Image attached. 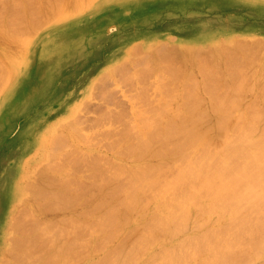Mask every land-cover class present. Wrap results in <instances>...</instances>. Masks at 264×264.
<instances>
[{
	"label": "rangeland",
	"instance_id": "rangeland-1",
	"mask_svg": "<svg viewBox=\"0 0 264 264\" xmlns=\"http://www.w3.org/2000/svg\"><path fill=\"white\" fill-rule=\"evenodd\" d=\"M0 1L2 2V0H0ZM4 1H6V3L7 2L8 3H7V5L4 2L0 3L1 11L5 9L9 20L7 19V16L5 17L6 13L2 11V13H0V17H2V19L0 18V20H2V21H0V28L3 29V30L0 29V62H1L0 65L3 68L0 67V71H3L4 73L0 72L1 75L3 74L0 77V82H1L0 83L1 84L0 85V195L5 194L7 196V202L3 199L0 203V264H43V263L44 264H51L52 262H53L52 264H57L58 261H59L58 264H99V263L100 264H119V260L121 261L122 259L124 260V262H123V260L121 262H123L124 264H127V263L137 264V262L141 258L145 257L146 252H150L152 249L156 251L155 253L157 254V256H155V255L153 256V259L154 258H156V259L153 260L154 262L152 261L153 263L150 261V264H158V263L159 264H167V263L169 264L170 262L172 263L173 260L175 261L176 259H177V261L173 262L172 264H174V263L180 264V262H181V264H196V263L197 264H200V263L203 264L202 261L199 263V259L202 260L203 259L202 257L205 255H202V254L196 255L195 254V257H194L192 255L193 253L191 254V253L187 252L188 253V255H187L186 253H184V251L182 249H184L185 252L187 250L190 251L191 249L194 250L197 248L198 244H199L198 248H200V249L203 248L204 244L200 246V244L202 242H200L198 240L201 237L200 235L203 234L202 240L200 239L201 241H203V243H206V241L204 242V240H203L204 238H206L205 236L208 237V238H206L207 243L209 241V238H210V240H213L212 237H214L215 233H216V232H214V230H216L217 228H219V229L223 228L221 223L223 221H225L226 218H228V217L224 218L225 220L223 219L221 222L218 220V216H217L216 212H214V213L212 212L213 214H211L210 211L209 212L206 211V214H205V212H203L205 209L203 211L201 210L205 220L207 219L206 217H208L210 215V217H208V219H210L209 220L210 224H205V225H207V227L210 228V230L212 229L211 231H213L214 233H212V232L209 233L208 232L209 230L206 232L207 227L205 228L204 227L205 225L204 224L202 225V222L199 221V219H201V220L203 219L201 213H200V216H198V215L194 216V218L197 217V219L199 221L197 223H201V224H199V225L196 224L197 219L193 218L194 219L193 221L196 220L194 222L196 224V226H195L196 228L193 227L194 225H191V223H193L191 221V219L186 220L187 222L185 220H183V222H185V223L184 224L182 223V219L186 218L185 216L180 221H177L176 218L179 219L183 216L182 215L183 213L178 215L177 210H176L179 208L180 204H178V203H179L180 199L181 200L183 199L182 202H184V203H182L180 201L181 204L184 206L189 205L188 207H186V208H189L191 206V204H187V205H185V204L186 203H192L194 201V199L192 201V199L188 198L189 197V191H190L189 190V188H190L189 184H191V185H192V183L195 185L199 184L201 179H199L198 183H195V182H197L196 177H193L194 181L191 180L192 182L190 181V179H192V178H190V177L188 179L186 178L185 180H187V181L189 180V182H190V183L188 182V186L186 184V181L184 180V183L182 182L183 185L180 184L179 185L180 187L177 186V188H180L181 193L179 192V189L176 188L179 192L178 193L179 197L176 196L177 190H176V193L172 192V190L175 191L174 190L175 188L174 189L169 188V189L165 190V192L160 193V192H162L161 190L159 192L160 186L163 185L162 187L165 188L167 185L166 182H168V181L170 182L171 180L174 179V178L173 179L171 178L172 175L177 170L176 169L174 171V169L178 168V166H179V164H181V162L178 160L177 161L175 160L176 162L172 161L173 158L167 157V156L163 157L166 160H164L163 158H160V159H163V161H165V162H163V164H161V166L163 165V167H162L163 169L161 168V171L157 170V171H159L158 174L162 175V176L159 177L158 174H155V172H154V177H155V180H156L157 176L159 178H162L163 180L162 179L158 180V177H157L158 182L157 181L154 182L153 177H152L153 179L150 177L152 180L151 179L148 180L151 173L153 176V171H152L153 168L152 169L150 168L151 170H148V172H151V173H149V175H148L146 172V174H145V176L147 175L146 180H148V181H144L145 180V176H143L144 172H143V174L140 175L141 172H139L138 171L139 169H137L138 166H140V165L138 164L137 167H135L136 164L142 163L141 166H143V165L145 166V164H146L147 165L146 167H148L149 165H151L150 162L154 163L155 160L153 161L154 158L151 159L152 161L146 159L147 161H150V162H147L146 160L144 161V159L143 160H141L139 158L135 159V157H138L139 154L134 153L136 151L137 147L132 146V145L135 143V141L139 140V142L134 144L137 146V144L140 143L141 138H137L134 135L138 134L137 135L138 137L143 136V132L141 131V129L139 127L141 126V128H142V127H145V126H142L143 124H145V125L148 124V123L141 124L143 122V119H144L143 116H146L145 119L146 118L148 119V117L151 116L152 114L155 115L156 110H159L161 107H164L165 105H166V108H168V109H165V107L161 108L162 110L161 111L159 110L156 113L158 115L157 118L162 117V119H164V116H162L164 113V110H166V114L175 113V112H173V111H175L174 105H171V103L175 104L177 106L180 103L178 106L179 108H176V110L179 109V110H177L176 113H179V114H184V113L187 114L188 113L189 114V112L193 111L192 114H189L191 116L193 114H195L193 116H196L197 113L201 114L200 113L201 111H199L200 107H201V110L202 109L207 110V109L203 108V106L204 107L208 106L206 108H209V106H210V108L212 109L214 107L215 103L216 104L219 103V106H221L220 110L223 111V108L225 109L227 107L226 110H224V111L227 113V115L229 112L231 113V114L229 113L228 116L224 115L225 118L227 116V118H226L227 122H225L226 121L225 119H224L225 121L224 120L222 121L221 120L222 118L218 119V120L222 121L223 123L225 122L224 124L226 127L228 126L226 129L224 124L222 125V123L220 122V125L224 126V128L226 129V130L224 129L225 132L227 131L226 133H224L227 136V137L225 136V139L227 141L231 142V139L236 137L237 139L234 138V140L236 139L235 140L236 142L234 141V147H235V144L239 145L241 143L240 146L242 145L240 152L236 153V151H238V150H236V151H234L235 154L233 152L232 153L233 155H230V157L231 156L232 157L229 158V163L238 162V160L240 158V157L238 158V156L240 154L241 156H243V158L241 157L242 159L240 158L241 161L239 160L238 163H242L244 165L245 163L248 162V161L247 162H245V161L248 160L250 158V156H252L254 154L252 149L253 148L255 149V147H257L256 149H258L257 151L255 149V151H254L255 153L261 152V151L264 153V151H263L264 147H262V144H261V143H264V130L263 131L261 130L264 127V124L262 126L261 123L262 122L264 123V121H260L262 119L264 120V0H80V1L77 0V1H79V3L76 0L75 1L74 0H61V1L59 0V2H58V0L57 1H55V0H47V1L46 0H40V1L39 0H31V1L28 0V2H26L27 0H19V2H17V0H16V1H14L15 4L13 1H11L12 4H14L12 6L10 5L11 2H9V0L8 1L4 0ZM20 1H21V3H20ZM33 2L34 3L36 2L38 7L36 5H34ZM50 2H52V4L54 2L55 3V4H53L54 6L51 5ZM47 3L50 5H48ZM1 4H3V5H1ZM31 4H32V6L34 5L35 8H33L32 6H29ZM78 4L82 5V6H79ZM20 5L23 8H21ZM5 6H6V8H5ZM45 6H47L48 9L50 8L51 12H49L50 10L49 11L46 10L47 7H45ZM58 6H59V9H58ZM61 6H62V8H61ZM10 7L12 9L13 8L15 9L17 7V9H19V11L16 9V10H14V12H12L13 10H11L13 15L9 14L7 12V10L10 12V9H11ZM30 7H32V11H33V9H35L36 11L38 10V12L33 11V15L36 16L35 17L36 19L34 18V16L31 18L32 15L29 14V12L31 11ZM36 7H37V9H36ZM20 8L23 9V12L20 11ZM43 8L45 9V11L43 10ZM39 9H41L42 11ZM27 10L28 11L30 10V11L28 12ZM18 12H21V14H19ZM35 12H36V14H34ZM40 12H42V14ZM17 13H18L19 17L21 15L19 20H18L19 17L17 18L18 15H16ZM30 13L32 14V12H30ZM3 14H4V16H3ZM14 14H15V16H14ZM38 14H40V15H38ZM23 17H24V19L22 20L21 18H23ZM12 18H13V20H12ZM28 18H29V20H28ZM43 19H45V20H43ZM17 20L19 22H17ZM38 20H39V22H38ZM16 22L21 23V24L18 26V24H16ZM22 22H24V23H22ZM37 22H38V26H37ZM8 23L10 24V26ZM29 23L32 25H30ZM39 23L40 24L42 23L41 24L42 26ZM6 24H8V25L6 26ZM11 24L14 26H12ZM15 26H17V27H15ZM32 26H33V28H32ZM34 27L36 29H34ZM29 28H31V29H29ZM7 29H9V30H7ZM14 29H16L15 31L17 33H14L15 31L12 32ZM32 29H34V30H32ZM32 31H34V32H32ZM62 31L65 32L66 34H64L62 39L59 41L60 44L53 50V52L48 53L47 57H45V55L43 56V53L41 51V46L38 44L39 43L38 41H40L42 38H44L46 36H50V35H54V37H55V35L59 34V32L61 33ZM5 32H6V34H5ZM10 33H12L13 35ZM7 34H9L10 36H8ZM20 34H21V36H20ZM7 36L10 38L8 39ZM12 39H14V40H12ZM184 49L188 50L187 53L192 51L191 53L193 55L191 53H188L189 54L188 55V54H185L186 52H184L183 54L185 56H183L182 52L184 51ZM168 50L170 53H171V51H173V54L175 52L179 53L178 55L180 57L179 56L174 57V55H177V54L173 55L172 53H171L173 55V57L171 56L172 58H170L167 55H164L163 51L166 54L167 53L170 54L168 52ZM221 51L226 52V56H224V60L226 57L228 63H230V64L232 63L231 67L229 66L230 64L228 65L226 61H225V63H226L225 64L222 61L223 59L219 61V59L217 58V56L221 53ZM207 52L208 53L211 52V54L209 55ZM161 53H162L164 58L167 56L170 59L169 58L167 59V57H166V60L162 59V56L160 57ZM212 53L216 54V55L213 56ZM228 53H231V55ZM197 54L198 55L200 54V55L198 56ZM206 54H208L209 59L211 58L210 61H208L209 60L208 57L205 58ZM187 55L189 58L187 57ZM194 55H197L198 57L201 56L200 57L201 59L200 58L199 59L202 61H200V60L198 61V59L196 61H198V63H199L198 65H202V68L204 65L203 62H206L205 63L206 66H204L205 68L209 65L212 66L210 63L214 62V63H212L214 65L213 68L216 67L217 69L216 68L213 69L209 66V68L207 67V70L205 72H204V70L201 69L203 72L201 71L202 74H199L200 72L199 73L196 72V70H197L196 66L198 67V65H196L197 62L194 61L197 57H194V58L192 57ZM155 56H157V57H155ZM181 56H183V57H181ZM189 59H192V60L190 61ZM179 60H181L182 63L184 62L185 65L184 64H183L184 66L181 65L182 63H181V61L179 62ZM184 60H186L187 62ZM168 61H170L169 63H173V61H174L173 65L177 64V63H179L178 65H181L180 67H182L183 69L181 70V68H178L177 73H179L180 71H183L184 69L185 70L183 72H181L180 75L176 74V72L174 73V70L176 69L177 66L175 65L174 70L171 69V68H173V67H171L172 64H169ZM221 62H223L226 67L222 66L223 63H221ZM167 63H168V65H170V66L167 65L168 68H167V66L166 67L164 66V64L166 65ZM162 65H163V69L161 67ZM227 65H228V67H227ZM4 67H5V70H1V69H4ZM154 67H155V69H153ZM156 67L158 68V70ZM164 68L169 69V71L164 69ZM220 68L223 71H221V70L219 71ZM224 68H225V70H224ZM229 68L230 69L233 68V70L231 71ZM170 69L173 72L170 71ZM179 69H180V71L178 72ZM116 70H119V72H117ZM212 70H214V71H212ZM215 70H216V72H215ZM166 71L168 73H165ZM185 71L188 72L187 74H189V73L191 74V75L189 74L190 77L187 74H185ZM197 71H199V70H197ZM210 71H212V72H210ZM169 72L172 74H170ZM230 72L231 73L233 72V73L231 74ZM183 73H184V75H183ZM207 73H209V74L207 75ZM229 73H230V75H229ZM173 74L177 75V77L175 78L176 80L179 79L176 81L177 83H174V80L172 81V77H175V75H173ZM203 74H204V76L201 79V77H202L201 75H203ZM163 75H166V77ZM186 75L188 76V78L185 77ZM212 75H213V77H211ZM191 76H193L192 79H195V81L190 80ZM205 76H206V78H204ZM207 76H208V78H207ZM237 76H239V77L237 78ZM168 77H171V78L168 79ZM182 77H183V80H185L184 78H186V81L188 80L187 83H189V84L191 83V81L192 82L194 81L193 83L195 84V86L196 85L197 86L195 87L194 84L191 83V86L189 85V87H190L189 88L186 81L181 80ZM231 77H233V78H231ZM226 79H227V82L229 85H233V86H231V90H230L229 86L225 87L227 85L226 84L227 82L225 83L223 81H226ZM233 79H234V81L239 80V81H237L238 83L234 82V81L232 82ZM205 80H210L211 83H208L209 81L206 82ZM228 80L229 81L231 80V81L229 82ZM164 81H166L168 83V85H172L174 90L172 89V86H171V90H170V86H167V84H165L167 86L166 87L164 85V83H165ZM240 81H241V83H239ZM181 82H183V83H181ZM184 82L186 83V86H184V88L181 89L180 87L181 86L183 87L182 84H184ZM143 83H145V85ZM159 83H161V84H159ZM203 83L206 84V88L208 90L210 89L209 93L203 92L204 91L203 89H205V91L207 90L205 88V86L203 85ZM222 83L225 85H223ZM233 83H235V84H233ZM162 84L164 85V89H162L163 88ZM173 84L174 85L177 84V85L174 86ZM207 84H209V85H207ZM236 84H237V87H235ZM238 84L240 87L238 86ZM160 85H162V87ZM244 85L246 87H244ZM192 86H194V87H192ZM207 86H209V88ZM146 87H147V89H146ZM168 87H169V89H168V93H167V91H165V88L167 90ZM175 87H177V88L175 89ZM233 87H235V89L238 91L239 90L241 91L242 87L249 88V89L243 91L244 88H242V91L245 92V94H244L242 91H241V93H239L240 91L237 92L235 89L232 90ZM111 88H112V90H111ZM107 89H110V90H107ZM136 89H137V91H136ZM184 89L185 90L186 89H189V90L193 89V91H191V92L188 90H186L188 93L185 92L186 95L189 94L188 95L189 97L185 96L188 100L182 99V97L185 94H183L184 93L183 91H179V90H184ZM102 90H103V94H102ZM155 90H156V92H155ZM162 90L165 91L164 95L167 98L168 97L171 98L172 95L170 96V93L175 95V97L176 96L177 97L176 98L174 97V99L168 98L172 101H165L164 98H166V97L163 96V93H161V92H164ZM169 90H170V93H169ZM104 91H106V93L109 96L106 95V93ZM234 91L237 94H234L233 93ZM246 91H248V92H246ZM109 92L113 93V94H109ZM180 93H181V95L183 94L182 97L180 96ZM191 93H192V95L194 93L195 97L197 99L198 98L199 99L196 101L195 100L196 98H194V95L193 96L190 95ZM201 94L204 96H202ZM207 94H211V98H213V100L211 99L212 102L209 99L210 97L208 98L209 95L207 96ZM238 94H240V95H238ZM235 95H238V97L239 96H241V97H239V99H238V97L237 96L235 97ZM224 97H227V98L229 97L227 100H229L230 97L233 99L237 98V100L235 99L236 101L234 100V104L236 102V105L238 107L235 106L233 104V102L230 103L229 102L230 100L228 101L229 104H227V105L232 104V106L234 105V107H236V108L231 107V106H227L225 102L224 103L222 102L224 100L227 102V100ZM150 98L152 99L151 101H150ZM159 98H161V99H159ZM240 98H241V100H240ZM111 99H112V101H111ZM179 99H180V101H179ZM181 99L183 101H181ZM191 99H193L192 101H194L195 103L197 102V104H195L194 102H193L194 103L193 104ZM233 99H231V101H233ZM189 101L191 102V104L188 103ZM208 101L211 103L214 102V104H212L213 107L210 105L211 103H209V105H208ZM238 101H240V102H238ZM157 102L159 104H161V102H162V104H164V106L162 104H161V106H159V104ZM164 102H166V103H164ZM187 103L189 106L190 105L191 106L187 107L186 106ZM203 103H205V104L201 105ZM220 103H222V104H220ZM238 103H239V105H238ZM181 105H183V107ZM195 105L196 106L198 105L199 108L196 109ZM152 106L156 107V109L154 108L152 110V108H151ZM193 106H194V108H193ZM224 106H226V107H224ZM185 108H187V111H185L186 110ZM192 108H193V110H192ZM112 109H114V110H112ZM117 109H118V112H116ZM146 109H148V111H151L152 114L149 115L150 112L148 113V111ZM211 109L210 110L208 109L206 112H208V113H211L212 111L214 112L215 108L212 109V111H211ZM251 109L254 110V111L252 110V112H255V114L252 115V112L250 111ZM121 110H123V112ZM167 110H168V112H167ZM188 110H189V112H188ZM190 110H192V111H190ZM194 110L196 113L194 112ZM107 111H108V113H107ZM137 111H139V112H137ZM159 112H161L162 115ZM180 112H182V113H180ZM206 112L204 111V113H206ZM249 112H251L250 113L251 118H254V119H251L249 117V115H248ZM257 112H258V114H257ZM111 113H113L112 116H108V115H111ZM102 114H104V116H105V121H104V116ZM139 114H140V116H139ZM199 114L197 115L196 119L201 117ZM240 114L242 115V117L240 116ZM209 115L210 116H206V117L203 116L204 119L201 117L200 120L202 121V119L203 120L207 119V121H206L207 125L208 126L212 125L211 127L214 128L215 121L213 120L214 119L213 113L209 114ZM254 115L255 116L260 115V116L259 117L256 116V118H255ZM113 116L119 122L116 121ZM124 116H126V117H124ZM141 116L143 118L142 121L140 118ZM70 117H71V119H70ZM86 117H88V118H86ZM107 117H109L110 120ZM135 117H139V119L137 118L138 122H137ZM208 117H209V119H208ZM73 118H75V119L78 118V120H76V122H75V120ZM79 118H81V119H79ZM121 118H123V119H121ZM125 118H126V120H125ZM128 118H129V122H127ZM193 118L195 120V117H193ZM216 118H215V120H217ZM120 119H121V121H120ZM147 119H146V121H147ZM155 119H156V117H155ZM162 119L160 118L158 120L162 123V121H163ZM69 120H71V121H69ZM149 120H148L149 122H152L154 120V116L152 118H150ZM218 120H217L216 126L217 125L220 126ZM79 121H80V125H79ZM211 121L214 123H212ZM255 121H256V123H255ZM258 121H259V123H258ZM65 122H67V123H65ZM69 122H71V123H69ZM81 122H83V123H81ZM160 122H159V124H160ZM247 123H251V124L255 123L254 126L257 127V128L255 127V131L252 132V130H251L254 127L253 124L248 125ZM72 124L74 125V127L73 126L71 127ZM124 125L126 127H124ZM69 126H70V129H69ZM75 126H76V128H75ZM127 126L129 129H126ZM133 126H134V129H133L134 132H132L133 130L131 131V129H132L131 127H133ZM222 126H220V127H222ZM235 126H238V128ZM122 127H123V129H122ZM73 128H75L76 130ZM106 128H107V130L109 128L110 129L107 131V130H105ZM102 129H104V130H102ZM118 129L121 131V133ZM125 129H126V131L130 130V132H125ZM238 129L240 130V132L243 131V134H244V130H247L248 133H250V135L252 133V135L248 139L242 138V137L241 138L239 137V139H238V135H233L234 136L233 137L232 132L234 133ZM54 130H56V131H54ZM112 130L114 133L117 131V133L114 134L112 132ZM230 130H231V132H230ZM239 130H238V132H239ZM57 131L62 132V134L56 133ZM76 131L78 134L75 133ZM78 131H80V132H78ZM104 131H105V133H104ZM110 131L112 132L111 134L108 133ZM247 131L245 133H247ZM118 132L120 133V135ZM238 132H237V134H238ZM240 132H239V134L242 135ZM257 132H259V135ZM79 133H81V134L79 135ZM229 133L231 134V137H230ZM248 133H247V135L249 136ZM117 134L119 135V137H121V136L123 137L124 134L125 135L127 134L128 136L125 139H124V137H126V136H124L123 138L121 137L122 139H120L118 136H116ZM139 134H141V135H139ZM60 135H61V137H60ZM129 135H131V137L134 136L133 138H135V137L136 138L133 139ZM256 135H258L259 137ZM54 136H56V137L58 136L57 139ZM101 136H102V138H101ZM105 136H106V138H105ZM144 136H146V135H144ZM108 137H110V138H108ZM129 137H130V139L135 140V141L132 142V140H128ZM179 137H182V136H180V135L179 136L176 135V137H175V135L172 137L170 136V139L172 138L171 144L173 145V143L176 142L175 138H176V140L180 139L178 141V142H180L181 138H179ZM253 137H255V139H256L255 141H254ZM256 137L259 138L258 139L259 141H257ZM261 137H263V138H261ZM69 138H70V140H67ZM71 138H75V139H71ZM116 138H119V140L117 139L115 142ZM145 138L146 139L143 138L144 140H141V141L147 142L148 141L147 136ZM123 139H124V141H123ZM173 139H174V141H173ZM64 140L66 141L65 144H64ZM74 140L78 141L77 143L79 144V146H78V144H76V142ZM182 140H183V138H182ZM237 140L240 142H238ZM246 140L248 143L245 142ZM169 141L170 140L168 138V140L163 141V143H162L165 146L168 145V148H165L168 150H170L169 148L171 145ZM242 141L244 143H242ZM253 141L256 143L260 142V144L258 143L256 145L252 146L251 142H253ZM70 142H71V144L70 145L68 144L69 145L68 146L66 143H70ZM72 142L73 143L75 142L76 145H74ZM127 143L129 144V147H130V144H131V147H133V148H130V153H131L130 156L128 154L129 149L126 150L128 146H125V144L127 145ZM245 143L247 146H246V149H243V147H245L244 146ZM72 144L74 145L73 150H71L72 149L71 148V149H69L71 151H68V148ZM113 144L114 145L117 144V145L114 146ZM122 144L126 147V149H125V147H122L123 146ZM231 144L233 145V141L231 142ZM65 145H67L68 148ZM108 145H110L111 149ZM184 145L186 148L188 147L187 144H184ZM139 146L140 145H138L137 149H139ZM211 146H213V148ZM263 146H264V144H263ZM89 147L92 148V151L91 150L89 151ZM93 147H94V149L95 148L96 149L94 150ZM192 147L193 146H191V148ZM197 147L195 149H197ZM238 147L237 148L235 147V148L238 149ZM51 148L53 150L49 151ZM76 148H79L80 151H78L79 149H77L78 152H76ZM81 148H84V149L86 148L85 150H88L89 153L90 152H92V153L88 154L87 151L82 150ZM107 148H109V149H107ZM122 148H124V149H122ZM210 148H212L211 149L212 151L216 150V151H213V152H215L214 154L210 150ZM210 148H208V151L207 150L206 151L208 153H210L209 150L212 152V155H209V156H211V158L209 157L206 159V157L199 156L198 155L199 153L197 154V152H199L200 149L195 150V152L192 151L193 152L192 155L195 153L199 158L201 157L200 160L206 159L207 163H208L207 164L205 162L206 166L208 167L210 165L208 168L206 167V171L210 170L213 173V170L211 169V165L213 166L214 161L212 158L217 153V151L220 149V147H218V149H217L216 145L214 146V144H213V145H210ZM118 149H120V150H118ZM132 149H135V151H133ZM188 149L189 148H187V150ZM62 150H63V152H62ZM81 150L84 152H87V154L84 152L82 153ZM121 150H122V152H119ZM247 150H249V152ZM73 151L76 153L81 152L82 154L81 153H79V154L81 155L80 158H82V159L83 158L86 159L89 155H91L90 156L91 159H89V157H88V160L87 159L86 160L85 159L78 160L77 158H79V154L78 155L76 154L77 155L76 156ZM115 151H117L118 153H116ZM243 151L245 153L247 152L246 155L248 157H246V155H245V153H243ZM52 152H55V154H54L55 156H56V154H59V153L62 156L57 155L55 157L52 154ZM110 152H111V154H110ZM112 152H114V153H112ZM262 152L260 153L261 155H262ZM47 153H49V155ZM65 153H67V154H65ZM71 153H72V155H74V157H72V159L70 157V156H72ZM93 153H96V154L94 155ZM104 153H106V156L105 155L102 156V154H104ZM107 153L109 154V156L107 155ZM249 153H251L252 155ZM85 154L87 156H85ZM92 154L94 155V158H96V157H98V158H96V160H95L93 158ZM121 154H122V157H121ZM125 154H126V156H125ZM50 155L53 157H51ZM63 155H66V156H63ZM82 155H84L85 157H82ZM99 155H101L102 157H100ZM196 155H194L193 158H195ZM107 156H108V160H110L109 162L106 161ZM110 156L115 161L111 160V158L109 159ZM113 156L120 157L119 161L122 160L123 162L119 163L117 157L115 159V157L113 158ZM123 156L128 157V158L129 157L134 158V159L130 158V160L126 158V161H125L126 164H127V161H128V163L129 162L134 163L135 165L131 164V163L128 164L129 166H134V168L129 167L128 165H127L128 167L126 165H123L124 160H125V157H123ZM233 156L235 158L237 156L238 159L237 158L233 159ZM66 157H67V160L70 162V165L72 164L73 167L77 164H78L77 166H79L80 165L79 163L84 164V165L80 166L82 168L78 167L80 172H77V173H79L80 175L79 174H73L72 175V173H69L70 171H72L70 168H73V167H71L72 165L71 166L69 165L67 160L63 161V158L65 160ZM104 157H106V158H104ZM198 157H196V158H198ZM244 157H245V160H243ZM50 158H52V159H50ZM74 158H76V159H74ZM92 158H93V161H95V162H93V161L90 162V160H92ZM101 158L102 159L104 158L105 160L104 159L102 160ZM171 158H172V160H170ZM69 159L72 160V162ZM99 159L101 160V162ZM160 159L156 158L157 161L155 163L160 161ZM133 160H136V161L134 162ZM138 160H139V162H138ZM230 160H233V161H230ZM46 161L48 162V164ZM62 161H63V163H62ZM96 161H98L100 166ZM142 161H144V163ZM208 161H210V163ZM66 162H67V164H65ZM89 162L94 163V164L97 163L96 170L94 167L95 165L89 164ZM178 162H180V163L178 165H175ZM190 162H192V160ZM223 162H224V164H228V159L225 158V161H223ZM223 162L221 164H223ZM159 163H162V161L158 162V164ZM169 163H171L172 165ZM88 164L90 166L92 165L91 166L92 168ZM104 164H106L107 168ZM108 164H109V167H108ZM110 164L111 165L113 164V166H111ZM114 164H117V165H114ZM184 164H185V162H184ZM184 164L182 163L180 166L182 167V166H184ZM242 164H240V165H242ZM262 164H264V163H262ZM85 165H86V168H85ZM231 165L232 164H228L226 166H228L230 168ZM234 165H237V163H235ZM240 165H239V167H240ZM41 166H42V169L40 168ZM45 166H46V168H45ZM88 166L90 168L87 169ZM97 166H98V168H97ZM103 166L105 167L106 170L104 169ZM114 166H116L117 168ZM119 166H121L122 168H124V166H126L125 169L127 168L126 169L127 171L122 169ZM161 166L159 165V167H161ZM175 166H177V167H175ZM49 167L50 168L52 167V168L49 169ZM57 167H59V169H57ZM164 167L168 171L167 170L164 171V169H165ZM228 167H227V169H229ZM102 168H103V170H102ZM233 168L231 167V169H230V170H232V172H230V171L227 172L228 176H229V177H227V179L229 178L230 179V180L228 179L229 181H232L231 179L232 178L234 179L237 176L236 170L238 168H235L234 170H233ZM91 169H92L93 173L95 172L94 173L95 175L92 173L94 175L93 178L95 179L97 177L96 179L99 182V185H93V184H92V186L88 185V183L91 184L90 181L93 182L92 175L90 177V174L92 172ZM134 169H137V171H134ZM35 170H36V172H35ZM39 170L41 171V173ZM56 170L57 171L59 170V171L57 172ZM118 170L120 171L119 173H122V174H118V172H117ZM128 170L135 172V174L137 172L139 173L140 176L139 175L138 176L140 178L138 180H140V183H142V184H140L141 187L138 186V188H137V186H136L137 183H139V181H137L135 178V177H137L136 175L138 173L136 175L133 174L135 176L134 177L131 172L128 175V173H127V172H129ZM153 170L155 171V169H153ZM99 171L100 172L103 171V173H106V172L107 173L103 174V173H100ZM104 171H106V172H104ZM112 171L113 172L115 171L116 173L115 172L113 173ZM145 171H147V169ZM173 171H174V173H172ZM108 172H109V174H108ZM160 172H162V173H160ZM163 172H167L168 177H166L167 174L165 175ZM231 173H233L234 175L233 174L231 175ZM37 175H38V177L36 178ZM45 175L48 177H46ZM60 175H63V176H60ZM98 175H99V177H98ZM112 175H115V177L117 175L118 176L116 178H114V176H112ZM41 176L44 178H42ZM107 176H108V178L109 177L110 178L109 179L106 178ZM124 176H126L125 177V178H127L126 181H128L129 184H127V182L125 181ZM39 177H40V179H39ZM56 177L57 178L62 177L63 179L59 178V181H58V179ZM65 177H67L66 178L67 182H68L67 184L65 182L66 181ZM71 177H76V178L72 179ZM122 177L124 178V181H123ZM262 177H264V175H262ZM141 178L144 179L143 182H142ZM167 178H169V180H167ZM201 178H203V176ZM32 179H34V180H32ZM47 179L50 180L49 182H51V180H53L52 182L55 181L53 183L54 187L52 185H50L52 183L47 182L48 181ZM71 179H72V181H70L71 183H69L68 180H71ZM101 179H106V181L101 180ZM107 180L109 183L107 182ZM110 180L111 181L113 180L112 182H115V183L118 180H120L118 182V184L120 183L121 185L120 184L119 185L121 187L118 186V184H115V185H113L114 189H112L113 187L111 188V186L113 183ZM150 180H151V182H154V184H153L154 187L153 186L150 187L151 185L147 186L148 182ZM262 180L264 181V178H262ZM57 181L59 182V184ZM76 181L79 183L82 181L80 184L78 183L80 186L77 184ZM35 182H37V183H35ZM73 182H75V183H73ZM146 182H147V184H146ZM56 183L60 186H58ZM106 183L110 185V188L105 187ZM122 183H124V184H122ZM131 183L136 186V189H135L136 193L134 195H133L134 190H133V192L130 190V189H134L133 188L134 185L131 186L132 188H129V190H125L127 188L124 187L126 184H127L126 187H128V185L130 186ZM143 183L146 184V185H144L145 187L143 186ZM31 184H32V186H31ZM38 184L42 185V187H44V188L47 185L48 187L45 188L46 191L44 189L43 193H42V190H40L41 193L39 191H38L39 192L38 193L37 192L38 189H43ZM54 184H56V186H58V188H61V187L67 188L68 190H66L64 188L65 191H67L66 193L68 194V192H69V194H70L72 192V195H69V196H71V197L74 196L75 198L79 197L78 200L72 197V200L75 199V201H78V202L76 203L75 201H73L72 203H70L71 198L69 196L65 195L66 193H64L65 192L64 189L62 188L63 189L62 192H60L62 189H59L60 191L57 193V189H54V188H56V186ZM81 184L84 187H87L88 190L87 189L85 190V188L84 189L81 188L82 187ZM184 184H186L187 187L184 186ZM262 184H264V182H262ZM49 185L54 190H56L54 192L56 196L51 195L53 193L52 191H54V190L52 189L51 191H49L51 189V188H49L50 187ZM116 185H117V187L115 188ZM37 186H38V188H37ZM68 186L70 189L68 188ZM95 186H97V187H95ZM142 186L144 188H142ZM146 186H147V188H146ZM182 186H183V188H182ZM239 186H242V185H239ZM25 187H27V188H25ZM30 187H34L35 190L37 189L36 191H34L37 193L34 194V192H33L32 193L33 195H32L31 190H33V188H30ZM99 188H102V189H99ZM103 188H106V190L105 189L103 190ZM107 188L110 189L111 194L113 196H116V197L118 195L121 196L122 192L124 193L123 195H126L127 193L131 194V192H132L133 198L136 197L137 193H140L139 195L140 196L143 195V199H142V196L139 197L138 194H137L138 198L136 197L137 198L136 200L132 199V200H134L135 204H137V205L139 204V206L136 208L135 207L136 205L133 202H131V206H133V209H132V207H131V209L133 211H131V209L128 210V208H130L129 203H128L129 205L127 204L129 207L126 210L124 208V205L123 206L118 205V208H117V206L111 207L110 209L108 208L109 209V211H107V212H109L108 215L112 214V216H108L107 213H104V211H103V210H105V212H106V209H104L103 207H100V206L98 207V204H96L97 200L101 199L100 198L101 196L99 194H102V193H99V192H101V191L107 192V190H108ZM123 188H125L124 191H122ZM150 188L156 189L157 191L151 190ZM187 188H188V191H187L188 195L186 194L185 196L188 199H186L184 196V193H186L185 190H187ZM234 188L236 190L239 187H238V185L234 186V184H233L231 187L232 192L235 191V190H233ZM98 189L101 191H98ZM139 189H140V192L137 191ZM146 189H148V190H146ZM241 189H244V188L241 187ZM83 190H85V191H83ZM145 190H146V192L144 193ZM229 190L230 189H228L227 191L230 193ZM239 190L240 189H237L236 192H238ZM166 191L168 192V194ZM44 192H46V196L49 195L48 193H51V192L52 193L46 197L43 195V194H45ZM75 192H76V194H75ZM56 193L58 195L60 194L59 195L60 199L58 200L57 203L61 202V204L55 203V207H54V205L51 204L52 207H50L51 205H49L50 203L48 204L47 201H49V202H50V200H51V202L53 200L57 201V199L59 197H57L58 195ZM141 193H143V194H141ZM158 193H160L159 196H156V195H158ZM77 194H78V196H77ZM128 194H127V196H128ZM145 194H146V198L144 197ZM164 194H166L167 196L169 195L170 198L169 197L167 198V196L161 197V195L164 196ZM172 194H175V196ZM180 194H182L181 198H180V196H181ZM197 194L198 193L195 194L197 197L196 199H198V197L200 198V200L198 199V202L195 200L198 203L197 205L205 207L207 202H208L206 199V195L200 194V196L199 195L197 196ZM42 195L44 197H46V199H43ZM97 195H99V197H97ZM151 195H152V197H151ZM171 195H172V197H171ZM50 196H52V198L55 196V199L54 198L50 199ZM33 197H35V198H33ZM36 197H37V200H35ZM64 197L70 198V200L65 199ZM93 197L95 198V200L97 198L96 202H95ZM147 197L148 198L150 197V199H147ZM173 197H174V199L177 197L175 199V201H174V199H171ZM91 198L95 202V203H92L93 201L91 202L92 204H95L94 205L95 207L92 204H91L92 206L89 204L91 201L90 200ZM153 198H155V199H153ZM161 198H164V200L161 201L160 200ZM170 199L173 200V202L170 201ZM38 200H40V201H38ZM67 200L70 202H68ZM137 200L139 202L143 201V203H139ZM144 200H146L145 201L146 203H144ZM147 200H150L149 203ZM159 200L161 201V203L163 201H165V203H162L160 205V204H158V203H160ZM36 201H38V202H36ZM41 201H42V203H44L43 201H46V203L49 206L47 204L45 205V203H44V205L47 206V207H45L44 205H42ZM56 201H53V202H56ZM81 201H82V203H81ZM166 201H167V203H166ZM169 201L171 202L170 204H172V206H170V207L173 208L172 209L169 207L170 211L175 209L174 208L175 206H173V205H175V203L177 201L178 207H176V209L174 211H172L175 213L171 214L170 217L172 218V215H175V217L177 216L175 218V223L176 222H179V223H176V226L178 224L179 228H182L183 230L179 229V231H178V228L175 227V225H174L172 227V229L175 230V232L176 231L179 232V233L178 232L175 233L173 231V233H175V235H176V236H174L175 238L174 237L170 238L168 236L164 238L162 236L161 239L160 238L157 239V240H159L157 242V240H156L157 237L154 236L153 235L154 233H153L152 238L154 236L153 240L155 239V241H153V243L152 242L149 243V241H148L149 238L147 239L148 242H146L144 240H143L144 242L143 241L141 242L140 240H142V239H141L140 234H143L142 232L145 231V228H147L146 229V231H147L149 227H150V229H151V227H154V226L160 227L162 224L161 220L163 219L162 220V222H163L164 218H166L165 220H167V222L169 224L172 221L174 222V218L170 219L171 221L168 218L169 213H171V212H169L167 214L168 211H166L169 209L168 208ZM199 201H200V203H199ZM203 201H206V202H203ZM249 201H251L252 203L255 202V200L253 201V200L248 199V202ZM64 202H65V206L68 203H70V206H72V205H73V207L76 206L75 209H72V207L66 206V208H64V209H67L68 211L65 210L66 214H64L65 213L64 209H62V208L60 209L61 205H62V207H65L63 204ZM86 202L88 204H86ZM34 203L36 204V206L34 205ZM40 203H41V208H40ZM74 203H76V204L74 205ZM153 203L155 204V206H154L155 210L152 207L154 205ZM241 203H243V202L241 201V202H239V204H235L236 206L238 205L237 206L238 209H240V207L242 208V206L244 205L243 204L241 206L240 205ZM246 203H247V201H246ZM246 203L244 206L248 207L250 204L247 203L248 205H246ZM56 204L59 206H57ZM83 204L89 205V206H87L89 210L87 209V207L82 209L81 207L84 206ZM140 204L141 205L146 204L144 206L147 209L145 207H143V205L141 206ZM166 204H168V205H166ZM77 205H78V207H77ZM157 205H158V207H161V208H158V211H156ZM162 205L165 208H163ZM231 205H232V203H231ZM24 206H27V208ZM232 206H233V208H232ZM232 206H230V207L227 206V208H229V210L230 209L235 210L234 205H232ZM244 206H243L242 210L240 209V213L244 212V210L246 211V207H244ZM90 207H92L91 208L92 211L94 210L95 212H92ZM119 207H120V209H119ZM134 207H135V209H134ZM140 207H143L144 209H141ZM180 207H181V205H180ZM38 208H39V210H38ZM43 208H46V210H50L51 212L50 211L47 212V211L43 210ZM56 208H59L60 211L63 210V213L59 212V210ZM149 208H151V209H149ZM250 208H249V210L247 208L248 214H246V212H247L246 211V212H244L245 214H242V215L248 216L249 214H251V216H253L254 218L257 217V215H258V217L256 218V221L259 218H261L262 215L259 212H258L259 214L254 212L255 215H253L254 213L250 212ZM41 209L44 212L43 211L41 212ZM55 209H56V212L58 210V216L54 211ZM78 209H80V210L81 209L82 210L87 209L86 211H88V212H85V211L84 212L88 215L85 214L86 215V217H85V215L83 214L84 212L81 213V211H79ZM111 209H113L114 212ZM116 209H118L117 210L118 212L116 211ZM140 209L142 211H144L146 209V212L144 211L145 214L141 213L142 211ZM163 209H165V210H163ZM182 209H183V207H182ZM184 209L181 210L179 208L178 212L180 213V210H181V212H183ZM70 210H72L71 214H69ZM75 210H78L80 212V214H77ZM119 210H120L121 215H118L117 217H119L121 219L127 213V215H126L128 217L127 220H125L126 219V218H124L125 216L121 220L114 217L116 213L119 214ZM134 210H135V212L137 211V213H135ZM151 210H152V212H150ZM30 211L32 212V214L30 213ZM110 211L113 212L114 215H113V213H110ZM128 211H130V212H128ZM160 211L166 213L167 215L166 214L164 215V213H163V216H164V218H163V216H160V214L162 215V213ZM23 212H24V215H23ZM74 212L76 213L77 217L73 216V215H75ZM189 212L192 213L191 211H189ZM48 213H50V214L53 213V214L51 216ZM59 213H62V214L60 215ZM122 213L124 215H122ZM138 213L143 214L145 216V218H144V216L141 217V215ZM150 213H154V215H155L154 217H156V218L153 217V214L151 216ZM185 213L188 214L187 212H185ZM18 214H19V216H18ZM20 214H22V215H20ZM63 214H64V216H66L65 217V218H67L66 220L62 219V218H64ZM81 214L83 216H81ZM99 214H101L103 216H101ZM156 214L160 217L158 218ZM25 215H27V218H25L26 217ZM148 215H150V217ZM239 215L240 214L238 212L237 216H239ZM16 216H18L17 217L18 219H16ZM78 216H79V218H78ZM104 216L106 217V219L108 217H112V218L111 219L108 218L107 219L108 221H107L104 219ZM166 216H168V217H166ZM31 217L34 219L31 220L32 219ZM60 217H61V220H60ZM72 217H73V220L71 219ZM146 217L147 218L149 217L148 221L144 220V219H146ZM151 217H152V219L154 218L155 220L158 219L161 224H159V221L156 220L157 225L153 224V226H152V224H151L152 222H149V219ZM253 217H251V218L253 219ZM20 218H23L22 220H23V222H25V224L22 222V220ZM39 218L41 220H39ZM76 218H78L79 220ZM113 218H115V220L117 219V222L114 221ZM129 218H131V219H129ZM249 218H250V215L248 216L247 221H249L251 219V218L250 219ZM36 219H38V221H35ZM46 219L48 221H46ZM74 219H76L78 222L82 221L81 224L80 223L78 224V222ZM81 219H83V220H81ZM84 219H85V221H84ZM135 219H137V220H135ZM152 219H150V221H152ZM154 219H153V223H155ZM213 219H214V221L211 222V220H213ZM252 219H251V222L249 221L250 224L247 222L248 225H251V224L253 225V223L255 225L256 221L253 219V221H254L253 222ZM16 220L18 222H15ZM63 220L66 222H64ZM102 220L104 221V224L107 228L103 227L104 225H102L103 224ZM111 220H113L114 223H116V224L120 221L119 222L120 225L119 224H117V225L122 226L121 229H119V226L118 227L114 226V228L112 227L113 231L115 229V232H116V235L114 232H111L112 234L114 233L112 237H111L112 234H106L105 233V231L107 233H110V231H108V230H111L110 226L112 224H110V222H113ZM34 221L37 225L36 228L38 227V225H39V228L42 227V225H43V227H42L43 229L40 228V229H42L41 230L42 232L40 230H38V228L34 229V227H35ZM49 221H50V224L45 223V222L49 223ZM51 221L53 224L51 223ZM67 221H69L68 222L69 224L67 223ZM72 221H74V222H72ZM42 222H44V223L42 224ZM96 222H97V224H96ZM98 222H100V223L98 224ZM146 222L149 225L151 224V226H146ZM13 223H17V224H13ZM27 223H29V224H27ZM74 223L75 224L77 223L76 224L77 227L74 225V228H73ZM114 223H113V225H114ZM136 223H139V224L137 225ZM140 223H143V224H140ZM215 223H218L219 225L215 224ZM20 224L22 226H19ZM58 224H60V225H58ZM64 224H65V226H64ZM67 224L72 225V229H70L71 226L69 227ZM164 224L168 225L166 222L165 223L163 222L162 225L164 226ZM23 225L25 226V228L23 227ZM29 225H30V227H29ZM55 225H58V226H55ZM61 225H62V228L65 227V229H64L65 231L62 229L64 233H62L61 232L62 230H60V229L55 230L56 228H59ZM133 225H136L135 226L136 228ZM140 225L142 226V229H141ZM181 225H182V227H181ZM197 225H198V228H197ZM200 225H202V226L200 227ZM50 226L53 229H51ZM96 226H97V228H96ZM132 226L137 230L135 231V229ZM245 226H247V225L245 224ZM21 227L23 229H21ZM108 227H109V229H108ZM115 227H117V228H115ZM31 228H32V230H30ZM101 228H102V230H101V234H100ZM150 229H149V231H150L149 233L151 235V233L153 231ZM202 229L203 230L205 229V231H202L203 233L199 234V232H201ZM35 230H38L39 232L38 231L36 232ZM58 230H60V231H58ZM77 230H79V231H77ZM95 230H97V231H95ZM73 231H75L74 233H76V234H74V236H73ZM124 231H126V232H124ZM96 232H98V233H96ZM103 232H104V235L102 234ZM122 232L124 233V236L127 234V236H128V237L126 236L127 239L124 238ZM135 232H137V233H135ZM204 232L209 233L210 235L214 234V236H210L208 234H205ZM217 232H218V234L217 233L216 234L217 235L221 234L220 235L221 237L222 236L227 237L226 235H229L228 233L222 234V233H224L223 230H219ZM263 232H264V229L262 230V232H259V235L257 234V236H256L257 240H258V236L263 237L261 239L264 240V235H262V234H264ZM29 233H30V235H32V237L35 240L37 238L36 244H34L35 241L33 238H32L33 240L30 241L31 236L29 235ZM32 233H34V234H32ZM37 233H39V234L41 233V234L39 235ZM56 233H58V234L61 233L62 236H60V235L58 236ZM118 233H119V235H118ZM120 233H122V235H120ZM146 233H148V231ZM146 233H144L142 235L143 239L144 238L146 239L148 237V236L144 237L147 235ZM149 233H148V235H149ZM128 234H130V235H128ZM138 234L140 236L139 237L140 240H138L139 238H137V241H136L135 239L138 236ZM27 235H29V236H27ZM107 235H108V237L110 236L111 238L106 237ZM195 235H198V236L196 237ZM67 236H70L71 238L67 237ZM102 236H104V239L108 243L106 241H103L104 239H102L103 238ZM120 236H123V237H120ZM184 236H188V237L192 236V238L189 241L188 239H186L187 237L182 239ZM230 236L232 237L231 233H230ZM230 236H229V238H230ZM49 237L51 239L53 237L52 242L49 239ZM54 237H57L58 239H56ZM72 237L74 238V240ZM117 237L120 240L122 238H124L125 241H123V240L119 241V239H117ZM178 237H180V238L182 237L181 239L183 241H181V239ZM131 238H134L133 242H132ZM185 239L188 241V242L185 241L186 242L185 245H187L188 247L192 245L191 246L192 248L189 247L190 250L188 249L187 246H183ZM261 239L259 237V240L257 242H260ZM38 240H40L41 242H44L46 245L44 243L42 244L40 241H39L40 243L38 244ZM76 240H77V242H76ZM109 240L111 241V243H109L110 242ZM178 240H180V243L178 244L179 247H177V241ZM194 240L195 241L198 240L197 242H199V243L193 242L194 243V246H193V244L191 242ZM263 240L261 242H264ZM57 241L62 242V244H60L59 242L56 243ZM117 241L119 243L120 242L124 243V246H122L123 244L122 245L120 244V246H121L122 250H124L127 253H125V252L123 253L121 248L118 247L119 243ZM128 241H130V243L132 242V243H136V244L132 245ZM47 242H48V244H47ZM67 242L69 243L68 247H71V248H68V250L65 249L66 251L63 249L66 252L65 255H63V253H64V251L62 250V248L64 246L63 244H67ZM70 242L72 243V246H74L73 248H72V246H70L71 245ZM74 242H75V244H73ZM100 242H102V243H100ZM103 242H105V244H104L105 247L103 246ZM137 242L138 243L141 242L140 248H139V244ZM159 242L160 243L164 242V243L160 244ZM261 242H260V247H259V244L258 245L255 244L257 247L254 248L255 251H254V249H252V252H255L256 254L258 253L259 255L263 253L262 250L264 249V245H263V248L261 246L264 243L261 244ZM80 243H82V244L80 245ZM114 243H118V245L116 244L117 246H115ZM145 243H146V246L144 245ZM187 243H189V244H187ZM17 244H19V245H17ZM40 244H42V246L45 245V246H43L44 248ZM149 244H151V247ZM153 244H155V245H153ZM162 244L163 245L166 244V247L168 246L167 248H170L171 252L169 251L170 249L168 251L165 250V252H164V250L162 251V250L158 249V247L159 248L162 247V249H163ZM37 245H38V247L40 245V248H38ZM54 245L56 246V248ZM75 245L78 247H76ZM82 245H83V247H82ZM100 245H102L103 247ZM136 245H138V248L136 247ZM141 245L142 246L144 245V247L141 248L142 247ZM35 246L37 247V249L35 248L36 252H34V249H33ZM66 246L67 245H65V247ZM113 246H115V249H113V250H116V248L117 249L119 248L118 249L119 253L120 252H122V253L119 255H116L117 252L113 251L112 249H111L112 251L109 250L110 247L112 248ZM125 247H126V249L128 248L129 251L125 250L124 249ZM130 247H132V248H130ZM166 247L164 246V249ZM245 247H247V245ZM48 248H50L49 249L50 253H49ZM104 248H105V250H104ZM198 248L195 250V252H197V250H199ZM53 249H56V252H58V253H56L55 250H53ZM78 249H79V251H78ZM178 249H179L180 253H178ZM37 250H39L40 253ZM69 250L72 252L71 255H70ZM130 250H132L133 255L135 253H138V252H140L141 254L138 253L137 257L135 255L134 259H132V258H130L131 257V254H130L131 251ZM174 250H175V253H178L177 256L180 257L179 260H178V257L176 258V254L174 253ZM192 250H191V252H193ZM74 251H75V254H78V255L80 254V255L78 256V255L73 254ZM104 251H106V252H104ZM181 251H183L182 254H181ZM144 252H145V254H143ZM172 252H173V254H171ZM42 253H43V255H41ZM60 253H62V254H60ZM109 253H111V254H109ZM162 253H163V255H162ZM164 253L166 256L164 255ZM51 254L52 255L54 254L55 256L52 257ZM68 254H69V256H68ZM104 254L105 255L107 254L106 256H107V258H109V260L106 258V256ZM126 254L129 256V257H127V260L124 259L127 256ZM189 254H190V256H189ZM120 255L121 256L124 255V256L121 257ZM139 255H140V257H139ZM158 255H159V257H158ZM170 255H171L172 260H170V261L167 260V263H166L164 260L170 259ZM172 255H174V258H176V259H173ZM181 255H183V257H181ZM103 256H104L105 260H107V261H105L103 259ZM160 256H161V258H160ZM250 256H249V259L245 257L243 259V261L242 260L240 261V263L241 264L242 263L247 264V262H250V261L256 259V258L252 259V258H250ZM45 257H48V258H45ZM50 257H52L54 259L51 260ZM135 257L137 258V260ZM56 258L57 259L59 258V260H57ZM64 258H65V260H64ZM128 258H130V259H128ZM110 259H112V260L114 259V260L111 261ZM160 259H162V260H160ZM44 260L45 261L47 260V262H45ZM61 260H62V263H61ZM155 261H157V263ZM121 262H120V264H123ZM254 264H264V256L262 258L257 259L254 262Z\"/></svg>",
	"mask_w": 264,
	"mask_h": 264
},
{
	"label": "bare ground",
	"instance_id": "bare-ground-1",
	"mask_svg": "<svg viewBox=\"0 0 264 264\" xmlns=\"http://www.w3.org/2000/svg\"><path fill=\"white\" fill-rule=\"evenodd\" d=\"M7 1H8V0H7ZM11 1L14 2V1H16V0H9V2H11ZM30 1H31V0H30ZM39 1H40V0H39ZM46 1H47V0H46ZM55 1H57V0H55ZM60 1H61V0H60ZM74 1H75V0H74ZM76 1H77V0H76ZM79 1H80V0H79ZM79 1H77V2L79 3ZM2 2L6 3V1H4V0H2ZM2 2L0 1V3H2ZM17 2H19V0H17ZM26 2H28V0H27ZM42 2H43V1H42ZM58 2H59V0H58ZM7 3H8V2H7ZM7 3H6V5H7ZM20 3H21V1H20ZM33 3H34V2H33ZM35 3H36V2H35ZM35 3H34V5L37 6V3H36V4H35ZM43 3H44V2H43ZM50 3H51V5L55 4L54 2H53V4H52V2H50ZM80 3H81V2H80ZM89 3H90V2H89ZM14 4H15V2H14ZM14 4H12V2H11L10 5L12 6V5H14ZM26 4H27V3H26ZM47 4H48V3H47ZM83 4H84V3H83ZM1 5H3V4H1ZM4 5H5V4H4ZM22 5H23V4H22ZM34 5L32 6V4H31V5H29V6H32L33 8H35ZM48 5H50V4H48ZM48 5H47V6H48ZM78 5H79V4H78ZM8 6H9V5H8ZM20 6H21V5H20ZM42 6H43V5H42ZM47 6H45V7H47ZM53 6H54V5H53ZM79 6H82V5H79ZM83 6H84V5H83ZM2 7H3V6H2ZM13 7H14V6H13ZM17 7H18V6H17ZM17 7H16L15 9H14V8L12 9V8L10 7V8H11V9L9 8V9H10V12H11V10H13L12 12H14V10H16ZM32 7H30V8H31V11L29 10L30 12H32V14L27 10V11L29 12V14L32 15L31 18L34 16V15H33V11H36L35 9H33V11H32ZM37 7H38V6H37ZM37 7H36V9H37ZM50 7H51V6H50ZM55 7H56V6H55ZM84 7H85V6H84ZM3 8H4V7H3ZM3 8H2V9H3ZM5 8H6V6H5ZM7 8H8V7H7ZM18 8H19V7H18ZM21 8H23V7L21 6ZM21 8H20V11L23 12V9H21ZM26 8H27V7H26ZM30 8H29V9H30ZM61 8H62V6H61ZM51 9H52V8H51ZM58 9H59V6H58ZM76 9H77V8H76ZM6 10H7V9H6ZM17 10L19 11V9H17ZM39 10H41V9H39ZM43 10L45 11L44 8H43ZM46 10L49 11L50 8L48 9V7H47ZM54 10H55V9H54ZM60 10H61V9H60ZM0 11H1V7H0ZM2 11L6 13L5 9L2 10ZM2 11H1L0 13H2ZM27 11H26V12H27ZM41 11H42V10H41ZM44 11H43V12H44ZM58 11H59V10H58ZM7 12H8L9 14H12V15H13L12 12L10 13L8 10H7ZM21 12H18V13L21 14ZM36 12H38V10H37ZM36 12H35L34 14H36ZM49 12H51V10H50ZM54 12H55V11H54ZM60 12H61V11H60ZM5 13H4V14H5ZM15 13H16V12H15ZM18 13H17L16 15H18ZM40 13L42 14V12H40ZM4 14H3V16H4ZM23 14H24V13H23ZM29 14H28V15H29ZM38 15H40V14H38ZM52 15H53V14H52ZM1 16H2V15H1ZM6 16H7V13L5 14V17H6ZM10 16H11V15H10ZM10 16H9V17H10ZM14 16H15V14H14ZM48 16H49V15H48ZM5 17H4V18H5ZM18 17H19V15L17 16V18H18ZM20 17H21V15H20ZM20 17L18 18V20L20 19ZM35 17H36V16H34V18H35ZM0 18L2 19V17H0ZM29 18H30V17H29ZM29 18H28V20H29ZM7 19H8V16H7ZM21 19L23 20L24 17L21 18ZM25 19H26V18H25ZM35 19H36V18H35ZM8 20H9V19H8ZM12 20H13V18H12ZM14 20H15V19H14ZM18 20H17V22H19ZM31 20H32V19H31ZM43 20H45V19H43ZM0 21H2V20H0ZM48 21H49V20H48ZM9 22H10V21H9ZM17 22H16V24H18V26H19L21 23H17ZM24 22H25V21H24ZM24 22H22V23H24ZM38 22H39V20H38ZM38 22H37V26H38ZM26 23H27V22H26ZM8 24H9V23H8ZM8 24H6V26H7ZM14 24H15V23H14ZM16 24H15V25H16ZM29 24H30V23H29ZM39 24H40V23H39ZM41 24H42V23H41ZM41 24H40V25H41ZM11 25H12V24H11ZM26 25H27V24H26ZM30 25H32V24H30ZM35 25H36V24H35ZM3 26H4V25H3ZM9 26H10V24H9ZM12 26H14V25H12ZM41 26H42V25H41ZM15 27H17V26H15ZM26 27H27V26H26ZM10 28H11V27H10ZM24 28H25V27H24ZM32 28H33V26H32ZM0 29H1V28H0ZM25 29H26V28H25ZM27 29H28V28H27ZM29 29H31V28H29ZM34 29H36V28L34 27ZM34 29H32V30H34ZM1 30H3V29H1ZM7 30H9V29H7ZM10 30H11V29H10ZM15 30H16V29H14L12 32H14ZM22 31H23V30H22ZM25 31H26V30H25ZM28 31H29V30H28ZM3 32H4V31H3ZM32 32H34V31H32ZM14 33H17V32L15 31ZM26 33H27V32H26ZM5 34H6V32H5ZM10 34H12V33H10ZM23 34H24V33H23ZM64 34H66V33L62 31L61 33L59 32V34L55 35V37H54V35H50V36H46V37L42 38L40 41H38V42H39L38 44L41 46V51H42V53H43V56L45 55V57H47V56H48V53L53 52V50H54V49L60 44L59 41L62 39V37H63ZM7 35L10 36L9 34H7ZM12 35H13V34H12ZM4 36H5V35H4ZM8 36H7V37H8ZM20 36H21V34H20ZM9 38H10V37H8V39H9ZM12 40H14V39H12ZM15 40H16V39H15ZM16 41H17V40H16ZM10 42H11V41H10ZM132 49H133V48H132ZM155 51H156V50H155ZM158 51H159V50H158ZM164 51H165V50H164ZM164 51H163V54L169 56L170 58H172L174 54H177V55H174V57H175V56H176V57L179 56V55H178L179 53H176V52H175V53L173 54V51H171V53L173 54V55H172V54L169 52V50H168V52H169L170 54H168V53L166 54ZM187 51H188V50L184 49V51L182 52V55L185 56V55L183 54L184 52H186L185 54H188V53H191V52H192V51L190 50L191 52H188V53H187ZM194 52H195V51H194ZM224 52H225V51H224ZM224 52L221 51V53L218 55L219 57L217 56V58L219 59V61L223 59L222 61H223L224 63H225V61H226L227 64L229 65L230 63H228L226 57H225V60H224V56H226V52H225V53H224ZM197 53H198V52H197ZM207 53H208V52H207ZM216 53H217V52H216ZM191 54H192V53H191ZM195 54H196V53H195ZM208 54L210 55L211 52L208 53ZM208 54H206L207 56L205 55V58L208 57V59H209ZM212 54H213V53H212ZM217 54H218V53H217ZM228 54L231 55V53H228ZM156 55H157V54H156ZM180 55H181V54H180ZM188 55H189V54H188ZM188 55H187V57H188ZM192 55H193V54H192ZM197 55H198V54H197ZM197 55L192 56L193 58H194V57H197V58L194 60L195 62H197L196 65L199 64L198 61L201 59V58H200L201 56L198 57L200 54H199L198 56H197ZM214 55H216V54H213V56H214ZM161 56H162V59L166 60V57H167V56L164 58L163 55H162V53H161L160 57H161ZM171 56H172V57H171ZM183 56H181V57H183ZM211 56H212V55H211ZM213 56H212V57H213ZM155 57H157V56H155ZM169 57H167V59H168ZM179 57H180V56H179ZM190 57H191V56H190ZM170 58H169V59H170ZM188 58H189V57H188ZM199 58H200V59H199ZM197 59H198V61H196ZM208 59H207V60H208ZM189 60L191 61L192 59H189ZM210 60H211V58H210L208 61H210ZM176 61H177V60H176ZM180 61H181V60H179V62H180ZM184 61H186V60H184ZM200 61H202V60H200ZM214 61H215V60H214ZM169 62H170V61H168V63H169ZM177 62H178V61H177ZM186 62H187V61H186ZM195 62H194V63H195ZM215 62H216V61H215ZM223 62H221V63H223ZM229 62H230V61H229ZM231 62H232V61H231ZM0 63H1V62H0ZM168 63H167L166 65L164 64V66L166 67V66L168 65ZM173 63H174V61H173ZM173 63H169V64H172L171 67H173V68H171V69L174 70V67H175V65H176L177 67H176V69L174 70V73L176 72V74L180 75V73L183 72L185 69H184L183 71H180V69H179V70H178V72L180 71L179 73H177V69H178V68H181V70H182L183 68L180 67V66L183 65V64L185 65V63H184V62L182 63V61H181V63H182L181 65H178L179 63L173 65ZM203 63H204V65H203V68H204V69L202 68V65H198L199 68L196 66L197 70H199V71L196 70V72H198V73L200 72L199 74H202V73H201L202 70H204V72H205V71L207 70V67L209 68V66H210V65H209V66H207V67L205 68L204 66H206V65H205L206 62H203ZM212 63H214V62H211V63H210V64L212 65V66H210L211 68H213V66H214ZM224 63H223L222 66H225ZM207 64H208V63H207ZM215 64H216V63H215ZM218 64H219V63H218ZM225 64H226V63H225ZM231 64H232V63H231ZM231 64L229 65L230 67H231ZM233 64H234V63H233ZM184 65H183V66H184ZM188 65H189V64H188ZM228 65H227V67H228ZM3 66H4V65H3ZM168 66H170V65H168ZM168 66H167V68H168ZM0 67H1V65H0ZM5 67H6V66H5ZM5 67H4V69H1V70H5ZM159 67H160V66H159ZM161 67H162V69H163V65H162ZM185 67H186V66H185ZM185 67H184V68H185ZM194 67H195V66H194ZM200 67H201V68H200ZM225 67H226V66H225ZM1 68H3V67H1ZM156 68H157V67H156ZM196 68H195V69H196ZM214 68H216V67H214ZM214 68H213V69H214ZM153 69H155V67H154ZM160 69H161V68H160ZM164 69H166V68H164ZM171 69H170V71H172ZM201 69H202V70H201ZM216 69H217V68H216ZM229 69H230V68H229ZM236 69H237V68H236ZM157 70H158V68H157ZM166 70L169 71V69H166ZM220 70L223 71L221 68L219 69V71H220ZM224 70H225V68H224ZM230 70L232 71L233 68L230 69ZM116 71L119 72V70H116ZM162 71H163V70H162ZM208 71H209V70H208ZM212 71H214V70H212ZM212 71H210V72H212ZM235 71H236V70H235ZM0 72H1V73H4L3 71H0ZM5 72H6V71H5ZM156 72H157V71H156ZM172 72H173V71H172ZM202 72H203V71H202ZM215 72H216V70H215ZM1 73H0V77L3 75V74L1 75ZM6 73H7V72H6ZM165 73H168V72L166 71ZM169 73H170V72H169ZM187 73H188V72L185 71V74H187ZM230 73H231V72H230ZM230 73H229V75H230ZM232 73H233V72H232ZM232 73H231V74H232ZM235 73H236V72H235ZM170 74H172V73H170ZM170 74H169V75H170ZM189 74H190V73H189ZM189 74H187V75L190 77L191 74H190V75H189ZM205 74H206V73H205ZM208 74H209V73H207V75H208ZM213 74H214V73H213ZM167 75H168V74H167ZM173 75H175V74H173ZM173 75H172V76H173ZM183 75H184V73H183ZM187 75L185 76L186 78H188ZM236 75H237V74H236ZM100 76H101V75H100ZM163 76L166 77V75H163ZM170 76H171V75H170ZM201 76H202V77H201V79H202L203 76H204V74L201 75ZM3 77H4V76H3ZM176 77H177V75H175V77H172V81L174 80V83H177L176 81L179 80V79L176 80V79H175ZM211 77H213V75H212ZM211 77H210V78H211ZM235 77H236V76H235ZM238 77H239V76H237V78H238ZM169 78H171V77H168V79H169ZM173 78H174V79H173ZM180 78H181V77H180ZM186 78H184L185 80H183V77H182L181 80H182V81H186ZM192 78H193V76H191V79H190V80H194V81H195V79H192ZM204 78H206V76H205ZM207 78H208V76H207ZM231 78H233V77H231ZM5 79H6V78H5ZM166 79H167V78H166ZM181 80H180V81H181ZM240 80H241V79H240ZM96 81H97V80H96ZM169 81H170V80H169ZM169 81H168V82H169ZM194 81H193V82H194ZM205 81H206V82L209 81L208 83H211L210 80H205ZM228 81H229V80H228ZM230 81H231V80H230ZM230 81H229V82H230ZM233 81H234V79L232 80V82H233ZM237 81H239V80H235L234 82H237ZM159 82H160V81H159ZM162 82H163V81H162ZM164 82H165L164 85L167 84V86H170V90H171V86H172V85H168V83H167L166 81H164ZM187 82H188V80L186 81V83H187ZM189 82H190V81H189ZM193 82L191 81V83H193ZM223 82L226 83V82H227V79H226V81H223ZM0 83H1V82H0ZM169 83H170V82H169ZM172 83H173V82H172ZM181 83H183V82H181ZM181 83H180V84H181ZM186 83L184 82V84H182L183 87L181 86L180 88H181V89L184 88V86H186ZM191 83H190V84L187 83V84H188V87H189V85L191 86ZM237 83H238V82H237ZM239 83H241V81H240ZM96 84H97V83H96ZM143 84L145 85V83H143ZM159 84H161V83H159ZM193 84H194V83H193ZM193 84H192V85H193ZM222 84H223V83H222ZM226 84H227V85H226L225 87L229 86V87H230V90H231V86H233V85H229L228 82H227ZM231 84H232V83H231ZM233 84H235V83H233ZM242 84H243V83H242ZM0 85H1V84H0ZM139 85H140V84H139ZM162 85H163V84H162ZM162 85H160V86L162 87ZM164 85H163V88H162V89H164ZM173 85H174V84H173ZM176 85H177V84H175L174 86H176ZM203 85H204L205 88H206V84L203 83ZM207 85H209V84H207ZM223 85H225V84H223ZM240 85H241V84H240ZM165 86H166V85H165ZM167 86H166V87H167ZM194 86H195V84H194ZM194 86H192V87H194ZM196 86H197V85H196ZM196 86H195V87H196ZM238 86H239V84H238ZM241 86H242V85H241ZM93 87H94V86H93ZM130 87H131V86H130ZM140 87H141V86H140ZM178 87H179V86H178ZM207 87L209 88V86H207ZM235 87H237V84H236ZM235 87H233L232 90H234ZM239 87H240V86H239ZM244 87H246V86L244 85ZM244 87H242V88H244ZM102 88H103V87H102ZM135 88H136V87H135ZM176 88H177V87H175V89H176ZM189 88H190V87H189ZM197 88H198V87H197ZM242 88H241V91H242ZM105 89H106V88H105ZM146 89H147V87H146ZM168 89H169V87L167 88V90H166V88H165V91H167V93H168ZM172 89L174 90L173 86H172ZM194 89H195V88H194ZM206 89H207V88H206ZM237 89H238V88H237ZM248 89H249V88H244L243 91L248 90ZM107 90H110V89H107ZM107 90H106V91H107ZM111 90H112V88H111ZM134 90H135V89H134ZM170 90H169V93H170ZM186 90H188V91H190V92L193 91V89H192V90H191V89H190V90H189V89H186ZM186 90L184 89V90H179V91H183L184 93H183V92H182V93L185 94V95L183 96V94L181 95V93H180V96H181V97H182V96L184 97V98L182 97V99H186V100H188V99L185 97V96L189 97V96H188L189 94L186 95V93H185V92H187ZM196 90H197V89H196ZM201 90H202V89H201ZM203 90H204V91H203ZM203 90H202V91H203V92H206V93H207V92L209 93V91H210V89H209V90L207 89L206 91H205V89H203ZM235 90H236V89H235ZM106 91H104V92L106 93ZM136 91H137V89H136ZM139 91H140V90H139ZM162 91H164V90H162ZM165 91H164V92H161V93H163V96H165V95H164ZM197 91H198V90H197ZM236 91L239 92L240 90H239V91L236 90ZM241 91H240L239 93H241ZM243 91H242V92H243ZM107 92H108V91H107ZM155 92H156V90H155ZM195 92H196V91H195ZM203 92H202V93H203ZM246 92H248V91H246ZM153 93H154V92H153ZM167 93H166V94H167ZM187 93H188V92H187ZM199 93H200V92H199ZM233 93H234V94H237L235 91H234ZM243 93L245 94V92H243ZM100 94H101V93H100ZM102 94H103V90H102ZM109 94H113V93H110V92H109ZM141 94H142V93H141ZM178 94H179V93H178ZM204 94H205V93H204ZM106 95H108V94L106 93ZM139 95H140V94H139ZM171 95H172L173 97H172ZM176 95H177V94H176ZM190 95L193 96L194 93H193V95H192V93H191ZM201 95H202V94H201ZM208 95H209V96H208ZM238 95H240V94H238ZM238 95H235V97H236V96L238 97ZM100 96H101V95H100ZM108 96H109V95H108ZM112 96H113V95H112ZM142 96H143V95H142ZM142 96H141V97H142ZM161 96H162V95H161ZM161 96H160V97H161ZM170 96H171L172 99H174V97H175V95H173V94H171V93H170ZM191 96H190V97H191ZM196 96H197V95H196ZM202 96H204V95H202ZM207 96H208V98L210 97V98H209L210 101H211V99L213 100V98H211V94H207ZM146 97H147V96H146ZM165 97H166V96H165ZM176 97H177V96H176ZM176 97H175V98H176ZM232 97H233V96H232ZM239 97H241V96H239ZM239 97H238V99H239ZM147 98H148V97H147ZM147 98H146V99H147ZM168 98H170V97H168ZM168 98H167V97L164 98L165 101H172V100H170L171 98H170V99H168ZM194 98H196L195 95H194ZM224 98L227 100L229 97H228V98H227V97H224ZM100 99H101V98H100ZM102 99H103V98H102ZM154 99H155V98H154ZM159 99H161V98H159ZM162 99H163V98H162ZM167 99H168V100H167ZM182 99H181V101H183ZM198 99H199V98H198ZM198 99L196 98L195 100L197 101ZM231 99H233V98L230 97V99H229L230 101L227 100V102H226V101L224 100V101H222V102H223V103L225 102L226 105H227V104H229L228 101H229L230 103L233 102V104H234V100H235V99L237 100V98L233 99V101H231ZM84 100H85V99H84ZM103 100H104V99H103ZM103 100H102V101H103ZM151 100H152V99L150 98V101H151ZM176 100H177V99H176ZM189 100H190V99H189ZM192 100H193V99H191V101H192ZM236 100H235V101H236ZM240 100H241V98H240ZM85 101H86V100H85ZM109 101H110V100H109ZM111 101H112V99H111ZM179 101H180V99H179ZM184 101H185V100H184ZM202 101H203V100H202ZM202 101H201V102H202ZM103 102H104V101H103ZM115 102H116V101H115ZM185 102H186V101H185ZM193 102H194V101H192V103H193ZM199 102H200V101H199ZM199 102H198V103H199ZM211 102H212V101H211ZM211 102L208 101V105H209V103H211ZM238 102H240V101H238ZM82 103H83V102H82ZM157 103H158V102H157ZM164 103H166V102H164ZM188 103L191 104L190 101H189ZM188 103L186 104L187 107L189 106ZM194 103H195V102H194ZM194 103H193V104H194ZM83 104H84V103H83ZM113 104H114V103H113ZM132 104H133V103H132ZM158 104H159V103H158ZM161 104H162V102H161ZM161 104H159V106H161ZM177 104H178V103H177ZM179 104H180V103H179ZM179 104H178V106H179ZM183 104H184V103H183ZM193 104H192V105H193ZM195 104H197V102H196ZM204 104H205V103H203V104H201V105H204ZM212 104H214V102L211 103L210 105L212 106ZM217 104H218V105H217ZM217 104L215 103V104H214V107L212 106V107H213L212 109L215 108V109H214V112L212 111V109L210 108V106H209V108H206V107H208V106L205 105L206 107L203 106V108H205V109H207V110H208V109H209V110L211 109V111H212V112L210 111L211 113L206 112L207 110H203V109L201 110V107H200V110H199V111H201L200 113H201L202 115L199 114V113H197L196 116H193V115H195V114H193V115L191 116V115H189V114H192V112H193L192 110H193L194 106H193L192 110H190V111H192V112H189V110H188L189 114H188V113H187V114H186V113H184V114H179V113H176L177 110H179V109L176 110V108H179V107H178L177 105L171 103V105H174L175 111H173V112H175V113L166 114V110H164V113H163V115H162L161 112H159L162 116H164V119H165V120L162 119V117L157 118L158 115H157L156 113H157L159 110L161 111V110H162L161 108H164V107H165V109H168V108H166V105L164 106V104H162L164 107H161V108L159 107L160 109H159V110H156L155 115H153L151 111H148V109H146V110L148 111V113L150 112L149 115L152 114L151 116H152V117L154 116V120H153V121L151 120L152 122H149V121H150L149 119L152 118V117L148 115L149 117L147 116L148 119H147V118H146V119H147V121H148V120H149V121L147 122L146 119H145L146 116H143L145 120H144V119L142 118V116H141V117H140V118H141V121H142V119H143V122H142L141 124H143V123H148V124H146V125L143 124L142 126H145V127H142V128H141V126L139 125V126H140L139 128H140L141 131L143 132V136H144V135L147 136V140H148V141H147V142H146V141H141V140L146 139V138H145L146 136H144V137H143V136H142V137H138V136H137L138 134H137V135H134V136H136L137 138H141V139H140V143L137 144V146H136V145H134V144L137 143V142H139V140H138V141L132 140V139H130L131 135H129L130 137H129L128 140H132V142L135 141L134 144L131 142V143L133 144L132 146H135V147L138 148V145H140V146H139V149L136 148V151H135V149H132L133 151H135L134 153H136V154L138 153V154H139L138 157H135V159H136V158H139V159H141V160L144 159V161H145L146 159L151 160V159L154 158L153 161L155 160L154 163L146 160L147 162H150V163H151V165H149L148 167H146V166H147L146 164H145V166H144V165L141 166L142 163H137L136 166H135V167H137L138 164L140 165V166H138L137 169H139L138 171L141 172L140 175L143 174V172H144V175H143V176H145L146 172H147L148 175H149V173H151V172H148V170H151L152 168L155 169V171L152 169V171H153V176H152V173H151L150 176H149V178L147 177L148 180L151 179V178L153 177V178H154L153 181L156 182V181H157V177H158V176H159V177L162 176V175H159V174H158L159 171H157V170H160V171H161V168L163 167V165L161 166V164H163V162H165V161H163V159H164L163 157H165V156H167V157H172L173 160H172V158H171L170 160H172V161H175V160L177 161V160H178V161L181 162V164H182V163L184 164V162H185L184 166H182V167L180 166L181 164H179L180 162H178V163L175 164V165H178V164H179L180 167H179V166H178V168H175V167H177V166L174 167V168H175L174 171L177 169V170L175 171L176 174L174 173V171L172 172V173H174L175 175L173 174L171 178H172V179L174 178V179L171 180L170 182L168 181L169 183L165 181V182L167 183V185H166L165 188L162 187L163 185L160 186V188H159V192H160V190L162 191V192H160V193L165 192V190H167V189H169V188H171V189H174V188H175V189H174L175 191L172 190L173 193H176V190H177V189H179V192L181 193L180 188H177V186L180 187V186H179L180 184L183 185L182 182L184 183V180H185L186 178H187V179H188L189 177L192 178V179H190V181H191V180H193V177H196V178H197V182H195V183H198V182H199V179H201L202 181L200 180V183H199V184H196L197 186H196L195 184H193V183H192V185L189 184V187H190V188H189V187H188V188H189V190H190L191 192L189 191V197H188V198L192 199V201H193V199H194V201L196 200V201L198 202V199L200 200V198L198 197V199H196L197 197H196L195 194L198 193L197 196H198V195L200 196V194H205V195H206V199H207V201L209 202V203L207 202V204L205 203L206 206L203 207V206H200V205L198 206V205H197L198 203H197L196 201H195L196 203L193 201L192 203H186L185 205H187V204H191V206H190L189 208H186V207H188L189 205H188V206H184V205L181 204V202H182L183 199L181 200L180 198L182 197V194H183V193L180 194L181 196H180L179 199H180L181 202L178 200V201H179L178 204H180L181 207H180V205H179V208H180L181 210H183L184 208H185V209H184L183 212H181V210H180V213H179V212H178V209H179V208L176 209V207H178L177 201H176V203L174 202L175 205H173V206H175L174 208L177 210L178 215H180V214L183 213V214H182L183 216L181 215L182 217L178 219V218H176L177 216L175 217V215H172V218L170 217L171 214L175 213V212H172V211H174L175 209L172 210L173 208L170 207V206H172V204H170V203H171L170 201L173 202V200H171V199H174V197L171 198L170 201H169V203H168V204H169L168 208H169V207L172 208V209H171L172 211H170V208H169L168 210H166V211H168L167 214H168L169 212H171V213H169V217H168V216H166V217H168L169 220L174 218V222H173V221L170 222V221H171V220H170V221H169L170 224H169V223L167 222V220H165L166 218H164V216H163V213H164V212H161V211H160V212L162 213V215L160 214V216H163V218H164V221H163V222H164V223L166 222L168 225H166V224H164V226L162 225V224H163V222H162L163 219H162V218H161L162 220L160 219L162 224L160 223V221H159L158 219H156V220L159 221V224H161V226H160V227H158V226H154V227H151V229H150V227H149L147 231H148V233H149V232H150L149 229L152 230L153 232L151 231V232H152L151 235H150V233H149V235H148V233H146V232H147V231H146L147 228H145V231H143L142 233H143V234L146 233L147 235L145 234L146 236H144V237H147V236H148V237H147L146 239H145V238L143 239V238H142V235H143V234H140L141 239H142V240H140V238H139L140 236H139V234H138L137 237L135 236V237H136L135 240L137 241V238H139L138 240H140L141 242L144 240V241H146V242L149 241V243H150V242L153 243V241H155V239L153 240L154 236L157 237L156 240L159 239V238L161 239L162 236H163L164 238L167 237V236L170 237V238H171V237H174V236H176L175 233L178 232L179 229H182V228H179L178 224H177V226H176V223H179V222H176V223H175V218L177 219V221H180L182 218H184V216H185L186 218L182 219V223H183V224L185 223V222H183V220L186 221V220H188V219H189V220L191 219V221L193 222V223H191V225H194L193 227H195L196 224H198V225L201 224V223H197V222H199V221L202 222V225H203V224H204V225H205V224H210V223H209V222H210V221H209L210 219H208V217H210V215H209L208 217H206L208 220H207V219L205 220L204 217H203L202 211L205 209V210L203 211V212H205V214H206V211H208V212L210 211L211 214H213L214 212H216V214H217V216H218V220L221 221V222H222V220H223L224 218L228 217V218H226V220L224 219L225 221H223V222L221 223V225H222L223 228H221V229L217 228L216 230L213 229L214 232H216L217 234H218L217 231H219V230H223L224 233H222V234H227V233H228L229 235H226L228 238L225 237V236H224V237H223V236L221 237V236H220L221 234L217 235L216 233H215V236H214V234H213V235H212V234L210 235V234H209L210 232H212V233H214V232L211 231L212 229L210 230V228H208L207 225H205L204 227H205V228L207 227L206 232L209 230V231H208L209 233H206V232H204V233H205V234H208V235H210V236H214V237H212L213 240H210V238H209V241H208V243H207L206 238H208V237L204 235L206 238L203 237V238H204L203 240H204V242L206 241V243H203V241H201V240H202V236H203V234H202L203 232H202V231H205V229H204V230L202 229L201 232H199V234H200V233L202 234V235H200V236H201V237H200L201 240H200V239H198V240H199L200 242H202V243L200 244V246L204 244V247L200 249V248H198V247H199V244H198V246H197V245H196V246H197V248H198L199 250H197V252H195V250H196L197 248L194 249V250L191 249V250L193 251V252H191V250H190L189 247H191L192 245L188 247L187 245H185V243H186L185 241H187L186 239H188V240L190 241L191 238H192V236H191V237L184 236L183 238L181 237L182 239H184V238L187 237V238L184 240V245H183V244H182V245H183V246H187L188 249L190 250V251L187 250V251L185 252V250L182 249V250L184 251V253H186L187 255H188V253H191V254L193 253L192 255H193L194 257H195V254H196V255H197V254L205 255V256L202 257V258H203L202 260L199 259V263L202 261L203 264H241V263H240L241 260L243 261V259H244L245 257L249 259V256L251 255L250 258H252V259L256 258V259H255V260H252V261H250V262H247V264H254V262H255L257 259L262 258V257L264 256V249L262 250L263 253L260 254V255H259L258 253L256 254L255 252H252V249H254L255 247H257L256 245L259 244V247H260V242L263 240V239H261V238H263V237L258 236V240H259V237H260L261 240H260V242H257L258 240L256 239V236H257V234L259 235V232H262V230L264 229V184H262V182H264V181L262 180V178H264V177H262V175H264V173H263V172H264V166H263L264 164H262V163H264V161H263V160H264V157H263V156H264V153H263L262 151H261V152H262V155L260 154L261 152H256V153H255L254 151H255V149H256L257 147H255V149H254V148H253V149L251 148L254 154L252 155L251 153H249V154H251L252 156H250L249 159L247 158L248 160L245 161V162L248 161L247 163H245L244 165H243L242 163H238L239 160H240V158H241V157L243 158V156H241L240 154H239V156H238V158L240 157L239 160H238V162H231V163H229V158L232 157V156L230 157V155H233L232 153H233L234 151H236V150H238V151H236V153L240 152V149H241V146H242V145L240 146V144H241V143H240L239 145L235 144V147H236V148L239 146L238 149H236V148L234 147V141H235L237 138L234 137L233 135H238V139H239V137H240V138L242 137V138H246V139H248V138L252 135V133H251V135H250V133H248L247 130H244V134H243V131L240 132V130L238 129L239 132H240L242 135L239 134L238 130L234 132L235 134L232 132V136H233L234 138H236L235 140H234V138H233V139L230 138V139H231V142L233 141V145L231 144L230 141H227V140L225 139V136H226V135H225L224 133L227 132V131L225 132V130L227 129L228 126L226 127L224 123L227 122L226 118H227V116L229 115L230 112L228 111L229 113H228V115H227V113L224 111V110H226L227 107L224 106V107H226L225 109L222 107V108H223V111H222V110H220L221 106H219V103H217ZM220 104H222V103H220ZM87 105H88V104H87ZM198 105H199V104H198ZM198 105H197V106L195 105V106H196V109L199 108ZM234 105L237 106V105H236V102H235ZM234 105L232 106V104H230V105H227V106L234 107ZM238 105H239V103H238ZM82 106H83V105H82ZM175 106H176V107H175ZM181 106L183 107V105H181ZM190 106H191V105H190ZM190 106H189V107H190ZM84 107H85V106H84ZM87 107H88V106H87ZM132 107H133V106H132ZM157 107H158V106H157ZM168 107H169V106H168ZM237 107H238V106H237ZM85 108H86V107H85ZM85 108H84V109H85ZM88 108H89V107H88ZM88 108H87V109H88ZM135 108H136V107H135ZM151 108H152V110H153L154 108L156 109V107H153V106H152ZM170 108H171V107H170ZM229 108H230V107H229ZM234 108H236V107H234ZM94 109H95V108H94ZM171 109H172V108H171ZM185 109H186V110H185ZM185 109H184V110L187 111V108H185ZM190 109H191V108H190ZM112 110H114V109H112ZM115 110H116V109H115ZM132 110H133V109H132ZM173 110H174V109H173ZM180 110H181V109H180ZM182 110H183V109H182ZM227 110H228V109H227ZM252 110H253V109H251L250 111L252 112ZM87 111H88V110H87ZM121 111L123 112V110H121ZM134 111H135V110H134ZM134 111H133V112H134ZM199 111H198V112H199ZM202 111H203V112H202ZM204 111H205L206 113H204ZM253 111H254V110H253ZM116 112H118V109H117ZM119 112H120V111H119ZM137 112H139V111H137ZM137 112H136V113H137ZM167 112H168V110H167ZM171 112H172V111H171ZM178 112H179V111H178ZM182 112H183V111H182ZM182 112H180V113H182ZM194 112H195V110H194ZM251 112H249V114H248L250 118H251V116H250V115H251V114H250ZM107 113H108V111H107ZM113 113H114V112H113ZM113 113H111V115H108V114H107V115H108V116H112ZM129 113H130V112H129ZM134 113H135V112H134ZM142 113H143V112H142ZM195 113H196V112H195ZM212 113H213V116H214V117H213V118H214L213 120L215 121V123L212 122V121H211V122L215 124V125H214V128L211 127L212 125H210V126L207 125V123H206L207 119L203 120V119H204L203 116H205V117H206V116H210L209 114H212ZM246 113H247V112H246ZM121 114H122V113H121ZM123 114H124V113H123ZM126 114H127V113H126ZM198 114L203 118L202 121L200 120L201 117H199L198 119H196V117H197ZM214 114H215L216 116H215ZM230 114H231V113H230ZM253 114H255V112H252V115H253ZM257 114H258V112H257ZM102 115L104 116V114H102ZM115 115H116V114H115ZM135 115H136V114H135ZM224 115H227L226 118L224 117ZM246 115H247V114H246ZM248 115H247V116H248ZM77 116H78V115H77ZM77 116H76V117H77ZM103 116H102V117H103ZM120 116H121V115H120ZM131 116H132V115H131ZM136 116H137V115H136ZM139 116H140V114H139ZM159 116H160V115H159ZM240 116L242 117L241 114H240ZM243 116H244V115H243ZM254 116H255V115H254ZM256 116L259 117L260 115H259V116L256 115ZM256 116H255V118H256ZM261 116H262V115H261ZM73 117H74V116H73ZM76 117H75V118H76ZM80 117H81V116H80ZM82 117H83V116H82ZM113 117H114V116H113ZM113 117H112V118H113ZM118 117H119V116H118ZM124 117H126V116H124ZM129 117H130V116H129ZM155 117H156V119H155ZM193 117H195V120H194ZM216 117H217V118H216ZM229 117H230V116H229ZM252 117H253V116H252ZM75 118H73V119H74L75 122H76V120H78V118H77V119H75ZM86 118H88V117H86ZM107 118H109V117H107ZM114 118H115V117H114ZM114 118H113V119H114ZM135 118H136V120H137V118L139 119V117H135ZM160 118L163 120V121L161 120L162 123L158 120V119H160ZM210 118H211V117H210ZM215 118H216L217 120L222 118V119H221L222 121L225 119L226 121L224 120V121H225L224 123H223L222 121H220V120H218V121H219V125H220V122H221L222 125L224 124V126L226 127V129H225L224 126H222V125H220V126H222V127H220V126H218V125L216 126L217 120H215ZM239 118H240V117H239ZM244 118H245V117H244ZM70 119H71V117H70ZM79 119H81V118H79ZM89 119H90V118H89ZM91 119H92V118H91ZM102 119H103V118H102ZM121 119H123V118H121ZM121 119H120V121H121ZM208 119H209V117H208ZM241 119H242V118H241ZM251 119H254V118H251ZM259 119H260V118H259ZM86 120H87V119H86ZM86 120H85V121H86ZM109 120H110V118H109ZM115 120H116V118H115ZM125 120H126V118H125ZM125 120H124V121H125ZM199 120H200V121H199ZM211 120H212V119H211ZM69 121H71V120H69ZM82 121H83V120H82ZM104 121H105V116H104ZM116 121H118V120H116ZM124 121H123V122H124ZM130 121H131V120H130ZM139 121H140V120H139ZM242 121H243V120H242ZM246 121H247V120H246ZM260 121H264V120L262 119V120H260ZM67 122H68V121H67ZM67 122H65V123H67ZM73 122H74V121H73ZM83 122H84V121H83ZM83 122H81V123H83ZM118 122H119V121H118ZM127 122H129V118H128ZM127 122H126V123H127ZM137 122H138V120H137ZM159 122H160V124H159ZM248 122H249V121H248ZM250 122H251V121H250ZM69 123H71V122H69ZM124 123H125V122H124ZM139 123H140V122H139ZM255 123H256V121H255ZM255 123H252L253 126H254ZM258 123H259V121H258ZM74 124H75V123H74ZM76 124H77V123H76ZM86 124H87V123H86ZM247 124L250 125L251 123H247ZM252 124H251V125H252ZM261 124H262V126H263L264 123L262 122ZM68 125H69V124H68ZM79 125H80V121H79ZM87 125H88V124H87ZM121 125H122V124H121ZM126 125H127V124H126ZM226 125H227V124H226ZM235 125H236V124H235ZM241 125H242V124H241ZM72 126L74 127L73 124L71 125V127H72ZM85 126H86V125H85ZM232 126H233V125H232ZM232 126H231V127H232ZM243 126H244V125H243ZM80 127H81V126H80ZM124 127H126V126L124 125ZM209 127H210V128H209ZM235 127L238 128V126H235ZM255 127H256V126H254L253 129H251L252 132L255 131ZM75 128H76V126H75ZM75 128H73V129H75ZM77 128H78V127H77ZM131 128H132V129H131ZM131 128H130V129H131V131H132V130L134 129V126L131 127ZM256 128H257V127H256ZM69 129H70V126H69ZM69 129H68V130H69ZM73 129H72V130H73ZM109 129H110V128H109ZM109 129H108V130H109ZM122 129H123V127H122ZM126 129H129L128 126H127ZM126 129H125V132H130V130H129V131H128V130L126 131ZM135 129H136V128H135ZM224 129H225V130H224ZM65 130H66V129H65ZM75 130H76V129H75ZM102 130H104V129H102ZM105 130H107V128H106ZM108 130H107V131H108ZM118 130H119V129H118ZM136 130H137V129H136ZM261 130L263 131V130H264V127H263V129H261ZM54 131H56V130H54ZM119 131H120V130H119ZM246 131H247V133L249 134V136L247 135V133H245ZM78 132H80V131H78ZM112 132H113V130H112ZM112 132L110 131V132H108V133L111 134ZM132 132H134V130H133ZM142 132H141V133H142ZM230 132H231V130H230ZM237 132H238V134H237ZM56 133H60V134H62V132H59V131H57ZM75 133H77V131H76ZM81 133H82V132H81ZM81 133H79V135H80ZM100 133H101V132H100ZM102 133H103V132H102ZM104 133H105V131H104ZM108 133H107V134H108ZM113 133H114V132H113ZM115 133H117V131H116ZM115 133H114V134H115ZM118 133H119V132H118ZM120 133H121V131H120ZM120 133H119V135H120ZM122 133H123V132H122ZM257 133H258V135H259V132H257ZM77 134H78V133H77ZM54 135H55V134H54ZM63 135H64V134H63ZM119 135L117 134L116 136L119 137ZM139 135H141V134H139ZM174 135H175V137H176V135H178V136L180 135V136H182V137H179V138H181V141H180V142H178L180 139H177V140H176V138H175V141H176V142H174L173 145H172V144H171V143H172V141H171L172 138L170 139V136L172 137V136H174ZM229 135H230V137H231V134H230V133H229ZM229 135H228V136H229ZM239 135H240V136H239ZM246 135H247V136H246ZM258 135H256V136H258ZM109 136H110V135H109ZM124 136H126V137H124ZM124 136H123V137H124V139H125V138H127L128 135H127V134H126V135L124 134ZM134 136H132L131 138H133ZM54 137H56V136H54ZM57 137H58V136H57ZM57 137H56V139H57ZM60 137H61V135H60ZM121 137H122V136H121ZM121 137H119V138L122 139L123 137H122V138H121ZM136 137H135V138H136ZM226 137H227V136H226ZM258 137H259V136H258ZM258 137H256V138H257V141H259V140H258V139H259ZM63 138H64V137H63ZM101 138H102V136H101ZM105 138H106V136H105ZM108 138H110V137H108ZM119 138H116V139H115V142H116L117 139L119 140ZM135 138H133V139H135ZM143 138H144V139H143ZM148 138H149V139H148ZM168 138H169V140H170V141H169L170 144L172 145V146L170 145V148H169L170 150L165 149V148H168V145H166V146H167V147H166L165 145L162 144L163 141L168 140ZM182 138H183V140H182ZM261 138H263V137H261ZM52 139H53V138H52ZM56 139H55V140H56ZM58 139H59V138H58ZM65 139H66V138H65ZM71 139H75V138H71ZM124 139H123V141H124ZM230 139H229V140H230ZM253 139H254V141L256 140L255 137H253ZM67 140H70V138L67 139ZM126 140H127V139H126ZM242 140H243V139H242ZM250 140H251V139H250ZM59 141H60V140H59ZM71 141H72V140H71ZM74 141H75V140H74ZM173 141H174V139H173ZM237 141H238V140H237ZM243 141H244V140H243ZM243 141H242V143H244ZM248 141H249V140H248ZM254 141H253V142H254ZM51 142H52V141H51ZM54 142H55V141H54ZM65 142H66V141L64 140V144H65ZM68 142H69V141H68ZM75 142H76V144H78V143H77L78 141H75ZM75 142H74V143L72 142V143H73L74 145H76ZM110 142H111V141H110ZM113 142H114V141H113ZM120 142H121V141H120ZM129 142H130V141H129ZM235 142H236V141H235ZM238 142H240V141H238ZM245 142H247V140H246ZM253 142H251V143H252V146H254V145L258 144V143L260 144V142H257V143H256V142L253 143ZM61 143H62V142H61ZM118 143H119V142H118ZM123 143H124V142H123ZM166 143H167V142H166ZM247 143H248V142H247ZM58 144H59V143H58ZM66 144H67V145H68V144L70 145L71 142H70V143H66ZM73 144H72V145H73ZM184 144H187V145H188V147H187V148H189L188 150H187V148L185 147ZM213 144H214V146L216 145V148H217V149H218V147H220V149L218 150L219 152L217 151V153H216V154L213 156V158H212L213 161H214V163H213V166H214V167L211 165V169L213 170V173H212L210 170L206 171V167H207V166H206V163H207V160H206V159L209 158V157L211 158V156H209V155H212V152H213V151H216V150H213V151L211 150V149L213 148V146H211L212 148H210V145H213ZM230 144H231V145H230ZM261 144H262V147H264V146H263L264 143H261ZM56 145H57V144H56ZM67 145H65V146L67 147ZM69 145H68V146H69ZM72 145H71L69 148L67 147V148H68V151L73 150L74 145H73V146H72ZM101 145H102V144H101ZM113 145H114V144H113ZM116 145H117V144H116ZM116 145H114V146H116ZM122 145H123V144H122ZM217 145H218V146H217ZM236 145H237V146H236ZM243 145H244V144H243ZM54 146H55V145H54ZM58 146H59V145H58ZM63 146H64V145H63ZM63 146H62V147H63ZM78 146H79V144H78ZM108 146L110 147V145H108ZM120 146H121V145H120ZM125 146H128L127 149H126ZM125 146L123 145L122 147H125L126 150L129 149V153H128V154H129V156H130V154H131V153H130V148H133V147H131V144H130V147H129V144H128V143H127V145L125 144ZM189 146H190V147H189ZM191 146H193V147L191 148ZM197 146H198V147H197ZM244 146H245V147H243V149H246V146H247L246 143H245ZM103 147H104V146H103ZM196 147H197V149H200L199 152L196 151L197 154L199 153V154H198L199 156H201V157H206V159L203 158L204 160H200L201 157L199 158L195 153L192 155V153H193L192 151L195 152V150H197V149H195ZM71 148H72V149H71ZM105 148H106V147H105ZM184 148H185V149H184ZM208 148H210V150H211L212 152L209 150L210 153H208V152H207V151H208ZM247 148H248V147H247ZM54 149H55V148H54ZM60 149H61V148H60ZM69 149H71V150H69ZM77 149H79V148H76V152L80 151V149H79L78 151H77ZM81 149H82V150H85L86 148H85V149H84V148H81ZM87 149H88V148H87ZM93 149H94V147H93ZM95 149H96V148H95ZM95 149H94V150H95ZM107 149H109V148H107ZM110 149H111V147H110ZM122 149H124V148H122ZM232 149H233V150H232ZM243 149H242V150H243ZM248 149H249V148H248ZM261 149H262V148H261ZM51 150H53V149L51 148L49 151H51ZM82 150H81V152L83 153L84 151H82ZM90 150L92 151V148L89 147V151H90ZM99 150H100V149H99ZM115 150H116V149H115ZM118 150H120V149H118ZM167 150H168V151H167ZM186 150H187V151H186ZM206 150H207V151H206ZM249 150H250V149H249ZM249 150H247V151L249 152ZM257 150H258V149H256V151H257ZM85 151H87L88 154L92 153V152L89 153L88 150H85ZM96 151H97V150H96ZM96 151H95V152H96ZM133 151H132V152H133ZM188 151H189L190 153H189ZM245 151H246V150H245ZM252 151H251V152H252ZM263 151H264V149H263ZM62 152H63V150H62ZM73 152H74V151H73ZM73 152H72V153H73ZM76 152H74L75 155H76V154L78 155L79 153H81V152H79V153H76ZM87 152H84V153L87 154ZM98 152H99V151H98ZM103 152H104V151H103ZM115 152L118 153L117 151H115ZM119 152H122V150L119 151ZM126 152H127V151H126ZM126 152H125V153H126ZM187 152H188V153H187ZM58 153H59V152H58ZM67 153H68V152H67ZM67 153H65V154H67ZM69 153H70V152H69ZM72 153H71V155H72ZM74 153H73V154H74ZM82 153H81V154H82ZM96 153H97V152H96ZM96 153H93V154L95 155ZM112 153H114V152H112ZM123 153H124V152H123ZM214 153H215V152H213V154H214ZM243 153H245V152L243 151ZM243 153H242V154H243ZM47 154L49 155V153H47ZM50 154H51V153H50ZM52 154L54 155L55 152H52ZM52 154H51V155H52ZM86 154H85V156H87ZM93 154H92V155H93ZM100 154H101V153H100ZM110 154H111V152H110ZM234 154H235V152H234ZM246 154H247V152L245 153V155H246ZM249 154H248V155H249ZM51 155H50V156H51ZM57 155L59 156V155H61V154L59 153V154H56V156H57ZM68 155H69V154H68ZM68 155H67V156H68ZM77 155H76V156H77ZM94 155H93V158H94ZM103 155L106 156V153L102 154V156H103ZM107 155L109 156L108 153H107ZM115 155H116V154H115ZM123 155H124V154H123ZM133 155H134V154H133ZM133 155H132V156H133ZM189 155H190V156H189ZM194 155H196V157H198V158H196V157L193 158ZM243 155H244V154H243ZM50 156H49V157H50ZM54 156H55V155H54ZM56 156H55V157H56ZM61 156H62V155H61ZM63 156H66V155H63ZM69 156H70V155H69ZM80 156H81V155L79 154V158H77V157H76V158H77L78 160L82 159V158H80ZM85 156L82 155V157H85ZM90 156H91V155L88 156L89 159H91ZM99 156L102 157L101 155H99ZM108 156H107V160H106V161L109 162L110 160H108ZM125 156H126V154H125ZM125 156H123V157H125ZM161 156H162V157H161ZM207 156H208V157H207ZM51 157H53V156H51ZM70 157H71V159H72V157H74V155H72V156H70ZM88 157L86 158L87 160H88ZM114 157H115V156H113V158H114ZM116 157H117L119 163H120V162H123L122 160L119 161V160H120V159H119L120 157H118V156H116ZM116 157H115V159H116ZM121 157H122V154H121ZM167 157H166V158H167ZM246 157H248V156L246 155ZM68 158H69V157H68ZM76 158H74V159H76ZM93 158H92V160H90V162L93 161ZM96 158H98V157H96ZM96 158H94V159L96 160ZM104 158H106V157H104ZM104 158H103V159H104ZM110 158H111V156L109 157V159H110ZM126 158L129 159V160H130V158L134 159L133 157H129V158H128V157H125V160L123 159L125 164L123 163V165H126V166H127L128 164L131 163V162L128 163V161H127V164H126V162H125V161H126ZM156 158H157V159H158V158H159V159H160V158H163V159H160V161H158V162H161V161H162V163H159V164H158V162L155 163V162L157 161ZM192 158H193V159H192ZM225 158L228 159V164H232L231 167H232V168L234 167L233 170H234L235 168H238V169L236 170V172H237V176H236V178H234V179L232 178V179H231L232 181H229V180H230L229 178H228L229 180L227 179V177H229L227 172H228V171L232 172V170H230L231 167L229 168L228 166H226V165H228V164H224L223 161H225ZM234 158H235V157L233 156V159H234ZM236 158H237V156H236ZM236 158H235V159H236ZM238 158H237V159H238ZM242 158H241V159H242ZM50 159H52V158H50ZM61 159H62V158H61ZM83 159H85V158H83ZM83 159H82V160H83ZM86 159H85V160H86ZM101 159H102V158H101ZM103 159H102V160H103ZM167 159H168V158H167ZM66 160H67V157H66L65 160H64V158H63V161H66ZM69 160H70V159H69ZM97 160H98V159H97ZM99 160H100V159H99ZM104 160H105V159H104ZM111 160H113V159L111 158ZM141 160H140V161H141ZM164 160H166V159H164ZM191 160H192V162H190ZM205 160H206V161H205ZM243 160H245V157H244ZM63 161H62V163H63ZM67 161H68V160H67ZM70 161L72 162V160H70ZM113 161H115V160H113ZM133 161L135 162L136 160H133ZM144 161H142V162L144 163ZM151 161H152V160H151ZM172 161H171V162H172ZM176 161H175V162H176ZM221 161L223 162V164H221V163H222ZM230 161H233V160H230ZM240 161H241V160H240ZM262 161H263V162H262ZM46 162H47V161H46ZM90 162H89V164H92V165L94 164V163H90ZM93 162H95V161H93ZM96 162L98 163V161H96ZM100 162H101V160H100ZM138 162H139V160H138ZM205 162H206V163H205ZM208 162L210 163V161H208ZM220 162H221V163H220ZM68 163H69V165H70V162H69V161H68ZM97 163L94 164V165H95V166H94V167H95V170H96V165H97ZM102 163H103V162H102ZM105 163H106V162H105ZM216 163H217V164H216ZM225 163H226V162H225ZM235 163H237L238 166H237V165H234ZM47 164H48V162H47ZM47 164H46V165H47ZM65 164H67V162H66ZM79 164H80L79 166H77V165H78V164H77V165H75L74 167H73V165L71 164L72 166H71V165H70V166L73 167V168H70L72 171H70L69 173H72V175H73V174H79V173H77V172H80V170H79L78 167L84 165V164H81V163H79ZM85 164H86V163H85ZM89 164H88V165H89ZM98 164H99V163H98ZM117 164H118V163H117ZM117 164H114V165H117ZM131 164H134V163H131ZM165 164H166V163H165ZM165 164H164V165H165ZM169 164H171V163H169ZM173 164H174V163H173ZM207 164H208V163H207ZM240 164H242V165H240ZM50 165H51V164H50ZM86 165H87V164H86ZM86 165H85V168H86ZM92 165H91V166H92ZM104 165L106 166V164H104ZM110 165H111V164H110ZM123 165H122V166H123ZM134 165H135V164H134ZM159 165H160L161 167H159ZM166 165H167V164H166ZM171 165H172V164H171ZM171 165H170V166H171ZM239 165H240V167H239ZM70 166H69V167H70ZM89 166H90V165H89ZM89 166L87 167V169L91 167V166H90V167H89ZM99 166H100V164H99ZM101 166H102V165H101ZM111 166H113V164H112ZM126 166H124V168H122L121 166H119V167H121L122 169L126 170V169H127V168L125 169ZM128 166H129V165H128ZM128 166H127V167H128ZM209 166H210V165H209ZM209 166H208V167H209ZM37 167H38V166H37ZM83 167H84V166H83ZM103 167H104V166H103ZM108 167H109V164H108ZM114 167H116V166H114ZM119 167H118V168H119ZM129 167L134 168V166H129ZM168 167H169V166H168ZM168 167H167V168H168ZM172 167H173V166H172ZM208 167H207V168H208ZM227 167H228L229 169H227ZM40 168L42 169V166H41ZM40 168H39V169H40ZM45 168H46V166H45ZM45 168H44V169H45ZM51 168H52V167H51ZM51 168L49 167V169H51ZM53 168H54V167H53ZM80 168H82V167H80ZM91 168H92V167H91ZM97 168H98V166H97ZM106 168H107V166H106ZM112 168H113V167H112ZM116 168H117V167H116ZM150 168H151V169H150ZM157 168H158V169H157ZM164 168H165V167H164ZM41 169H40V170H41ZM57 169H59V167H57ZM68 169H69V168H68ZM83 169H84V168H83ZM93 169H94V168H93ZM104 169H105V167H104ZM137 169H134V171H137ZM146 169H147V171H145ZM162 169H163V168H162ZM168 169H169V168H168ZM226 169H227V170H226ZM40 170H39V171H40ZM81 170H82V169H81ZM95 170H94V171H95ZM102 170H103V168H102ZM105 170H106V169H105ZM108 170H109V169H108ZM110 170H111V169H110ZM113 170H114V169H113ZM132 170H133V169H132ZM165 170H167V169L165 168L164 171H165ZM171 170H172V169H171ZM56 171H57V170H56ZM58 171H59V170H58ZM58 171H57V172H58ZM83 171H84V170H83ZM91 171H92V169H91ZM121 171H122V170H121ZM126 171H127V170H126ZM128 171H129V172H127L128 175H129L130 172L132 173V175H133V174L136 175V174L138 173V172H137V173L135 174V172H132V171H130V170H128ZM167 171H168V170H167ZM35 172H36V170H35ZM37 172H38V171H37ZM81 172H82V171H81ZM96 172H97V171H96ZM99 172H100V171H99ZM104 172H106V171H104ZM112 172H113V171H112ZM114 172H115V171H114ZM114 172H113V173H114ZM117 172H118V174H122V173H119V172H120L119 170H118ZM123 172H124V171H123ZM154 172H155V174H158V176L156 177V180H155V177H154ZM169 172H170V171H169ZM203 172H204V173H203ZM40 173H41V171H40ZM92 173H93V171L91 172L90 177H91V175H92L93 182L90 181L91 184L88 183V185H89V186H92V184H93V185H99V182H98L97 179H96L97 177L95 178L96 180L93 178V176L95 175V174H94L95 172L93 173L94 175H93ZM100 173H103V171H101ZM106 173H107V172H106ZM106 173H103V174H106ZM115 173H116V172H115ZM160 173H162V172H160ZM163 173H164L165 175L167 174V172H163ZM36 174H37V173H36ZM108 174H109V172H108ZM108 174H107V175H108ZM202 174H203V175H202ZM232 174H233V173H231V175H232ZM46 175H47V174H46ZM46 175H45V176H46ZM79 175H80V174H79ZM100 175H101V174H100ZM132 175H131V176H132ZM134 175H133V176H134ZM138 175H139V173L136 175L137 177L134 176V177L136 178V180L139 181V183H137V185H136L137 188H138V186L141 187L140 184H142V183H140V180H138V179L140 178V177H139L140 175H139V176H138ZM165 175H164V176H165ZM231 175H230V176H231ZM233 175H234V174H233ZM235 175H236V174H235ZM56 176H57V175H56ZM60 176H63V175H60ZM64 176H65V175H64ZM108 176H109V175H108ZM108 176H107L106 178H108ZM112 176H114V178H116L118 175H117L116 177H115V175H112ZM143 176H142V177H143ZM146 176H147V175H146ZM146 176H145V180H144L143 178H141V179H142V182H143V180H144V181H148V180H146ZM202 176H203V178H201ZM259 176H260V177H259ZM37 177H38V175L36 176V178H37ZM41 177H42V176H41ZM46 177H48V176H46ZM49 177H50V176H49ZM54 177H55V176H54ZM98 177H99V175H98ZM125 177H126V176H124V178H125ZM134 177H133V178H134ZM150 177H151V178H150ZM159 177H158V180H161L162 178H159ZM166 177H168V174H167ZM169 177H170V176H169ZM231 177H232V176H231ZM261 177H262V178H261ZM42 178H44V177H42ZM50 178H51V177H50ZM56 178H57V177H56ZM59 178H60V177H59ZM59 178H57L58 181H59ZM66 178H67V177H65V179H66ZM71 178L74 179V178H76V177H71ZM109 178H110V177H109ZM109 178H108V179H109ZM112 178H113V177H112ZM118 178H119V177H118ZM124 178L122 177L123 181H124ZM153 178H152V179H153ZM39 179H40V177H39ZM45 179H46V178H45ZM45 179H44V180H45ZM60 179H63V178L61 177ZM72 179H71V180H68L69 183H71L70 181H72ZM77 179H78V178H77ZM79 179H80V178H79ZM126 179H127V178H125V181H126ZM152 179H151V180H152ZM164 179H165V178H164ZM194 179H195V178H194ZM32 180H34V179H32ZM32 180H31V181H32ZM47 180H48V179H47ZM101 180L106 181V179H101ZM120 180H121V179H120ZM120 180H118L116 183H115V182H112L113 180H112V181L110 180V181L113 183L112 186H111V188L113 187V185L118 184V182H119ZM151 180L148 182V185H147V186L151 185L150 187H152V186L154 187V185H153L154 182H151ZM162 180H163V179H162ZM165 180H166V179H165ZM167 180H169V178H167ZM227 180H228V181H227ZM41 181H42V180H41ZM41 181H40V182H41ZM49 181H50V180H48L47 182H48V183H52V184H50V185L53 186V183H54L55 181H54V182H52L53 180H51V182H49ZM58 181H57V182H58ZM73 181H74V180H73ZM79 181H80V180H79ZM185 181H186V184H187V186H188V182H189V180H188V181L185 180ZM193 181H194V180H193ZM195 181H196V180H195ZM45 182H46V181H45ZM65 182H66V184L68 183V182H67V179H66ZM76 182H77V181H76ZM81 182H82V181H81ZM81 182H80V183H81ZM97 182H98V183H97ZM107 182H108V180H107ZM111 182H110V183H111ZM126 182H127V184H129L128 181H126ZM157 182H158V181H157ZM191 182H192V181H191ZM28 183H29V182H28ZM35 183H37V182H35ZM35 183H34V184H35ZM43 183H44V182H43ZM73 183H75V182H73ZM78 183H79V182H77V184H78ZM80 183H79V184H80ZM108 183H109V182H108ZM133 183H134V182H133ZM189 183H190V182H189ZM46 184H47V183H46ZM56 184H57V183H56ZM56 184H54V185L56 186ZM58 184H59V182H58ZM58 184H57V185H58ZM79 184H78V185H79ZM119 184H120V183H119ZM119 184H118V186L121 185V184H120V185H119ZM122 184H124V183H122ZM127 184H126V185H127ZM134 184H135V183H134ZM134 184L131 183L130 186L128 185V187H126V185H125L124 187L127 188V189L123 188L122 191H124V189H125V190H129V188H132L131 186H133ZM146 184H147V182H146ZM146 184L143 183V186L146 185ZM186 184H184V186H186ZM233 184H234V186L238 185L239 188H237V189H240L238 192H236L237 189L235 190V188L233 189V190H235V191H233V192L231 191V187H232ZM26 185H27V184H26ZM36 185H37V184H36ZM38 185H39V184H38ZM50 185H49V186H50ZM159 185H160V184H159ZM159 185H158V186H159ZM239 185H242V186H239ZM31 186H32V184H31ZM39 186H40L41 188H43V189H38V190L36 189L37 192L39 191L40 193H41L40 190H42V193H43L44 189H45L46 187H48L47 185L45 186V188L42 187V185H39ZM58 186H60V185H58ZM58 186H56V188H54V189H57V193L60 191L59 189H62V188H63V187L58 188ZM79 186H80V185H79ZM81 186H82L81 188H83V189L85 188V190H86V189L88 190V188H87V187H84L82 184H81ZM136 186L134 185V187H133L134 189H130L132 192H133V190H134L133 195L136 193V192H135ZM143 186H142V188L145 187V186H144V187H143ZM147 186H146V188H147ZM187 186H186V187H187ZM27 187H28V186H27ZM27 187H25V188H27ZM34 187H35V186H34ZM34 187H30V188H33V190H31V191H32L31 194H32L34 191H36ZM40 187H39V188H40ZM53 187H54V186H53ZM77 187H78V186H77ZM95 187H97V186H95ZM98 187H99V186H98ZM105 187H109V188H110V185L106 183V184H105ZM116 187H117V185L115 186V188H116ZM120 187H121V186H120ZM140 187H139V188H140ZM155 187H156V186H155ZM161 187H162V188H161ZM241 187H243L244 189H241ZM28 188H29V187H28ZM37 188H38V186H37ZM49 188H51L50 190L48 189L49 191H51V190L53 189L51 186H50ZM64 188H65V187H64ZM64 188H63V189H64ZM68 188H69V186H68ZM142 188H141V189H142ZM157 188H158V187H157ZM176 188H177V189H176ZM182 188H183V186H182ZM182 188H181V189H182ZM188 188H187V190H185L186 193H184V196L187 194ZM192 188H193L194 190H193ZM54 189H53V190H54ZM63 189H62L60 192H62ZM65 189L68 190L67 188H65ZM65 189H64V191H65ZM69 189H70V188H69ZM99 189H102V188H99ZM99 189H98V191H101V190H99ZM104 189L106 190V188H103V190H104ZM107 189H108V188H107ZM112 189H114V187H113ZM150 189H151V188H150ZM162 189H163V190H162ZM228 189H230V190H229L230 193L227 191ZM72 190H73V189H72ZM81 190H82V189H81ZM85 190H83V191H85ZM146 190H148V189H146ZM146 190L144 191V193L146 192ZM151 190H154V191H155L156 189H153V188H152ZM29 191H30V190H29ZM45 191H46V189H45ZM55 191H56V190L52 191V192H53V193L51 192L52 194H51V193H48V192H47V193H48L49 195H50V194H51V195H55V193H54ZM119 191H120V190H119ZM119 191H118V192H119ZM131 191H130V192H131ZM137 191L140 192V189L137 190ZM156 191H157V190H156ZM182 191H183V190H182ZM37 192H34V194H36ZM39 192H38V193H39ZM66 192H67V191H65L64 193H66ZM127 192H128V191H127ZM132 192H131V194H128V193H127L128 196H127L126 193H125L126 195H123L124 193L122 192V193H121V196L118 195V196L116 197V196H113V195L111 194L110 189H108L107 192H106V191H101V192H99V193H102V194H99V195L101 196V197H100L101 199H98V200H97V198H96L97 202H96L95 198H94V197H93V198H94L96 204H98V207L100 206V207H103L104 209H106V212H105V210H103V211H104V213H107V215H108L109 212H107V211H109V209H110L111 207H114V206H115V207L117 206V208H118V205H121V206L124 205L125 210H126L129 206H130V208H128V210L131 209V207H132V209H133V206H131V202L134 203V200H136V199L138 198V197H137V194L139 195L140 193H137V194H136V197H137V198H136V197L133 198V196H132ZM148 192H149V191H148ZM166 192H167V191H166ZM179 192H178V190H177V193H176L177 195H176V196H178V193H179ZM183 192H184V191H183ZM44 193H45V194H43V195L46 196V192H44ZM57 193H56V194H57ZM64 193H63V194H64ZM160 193H158V195H156V196H159ZM75 194H76V192H75ZM141 194H143V193H141ZM151 194H152V193H151ZM153 194H154V193H153ZM167 194H168V192H167ZM32 195H33V194H32ZM32 195H31V196H32ZM43 195H42L43 199H46V197L49 196V195H47L46 197H44ZM57 195H58V194H57ZM59 195H60V194H59ZM59 195H58L57 197H59ZM65 195H67V196L72 195V192H71L70 194H69V192H68V194L66 193ZM99 195H97V197H99ZM154 195H155V194H154ZM172 195L175 196V194H172ZM172 195H171V197H172ZM187 195H188V194H187ZM205 195H204V196H205ZM55 196H56V195H55ZM55 196L53 197L54 199H55ZM75 196H76V195H75ZM77 196H78V194H77ZM141 196H142V199H143V195H141ZM141 196L139 195V197H141ZM165 196H167V195H166V194H164V196L161 195V197H165ZM190 196H191V197H190ZM69 197L71 198V200H70V198H66V197H64V198L70 200L71 202L67 200V201L70 202V203H72L73 201H75V199L78 200V198H79V197H76V198H75L74 196H72L73 198H75L74 200H72V197H71V196H69ZM144 197L146 198V194H145ZM151 197H152V195H151ZM153 197H154V196H153ZM168 197L170 198L169 195L167 196V198H168ZM178 197H179V196H178ZM33 198H35V197H33ZM33 198H32V199H33ZM48 198H49V197H48ZM51 198H52V196H50V199H51ZM53 198H52V199H53ZM158 198H159V197H158ZM176 198H177V197H176ZM176 198H175V199H176ZM183 198H184V197H183ZM185 198L188 199L186 196H185ZM3 199L7 202V196H6L5 194L0 195V203H1V201H2ZM56 199H57V198H56ZM59 199H60V197L57 199V201H56V200H53V201H56V202H53V201L51 202V200H50V202H49V201H47L48 199H47L46 201L48 202V204L50 203L49 205L52 204V205H54V207H55V203H57ZM88 199H89V198H88ZM132 199H134V200H132ZM147 199H150V197H149V198L147 197ZM153 199H155V198H153ZM175 199H174V201H175ZM248 199L253 200V201L255 200V202H253V203H252L251 201L248 202ZM35 200H37V197H36ZM90 200H91L90 203H89L90 205H91L92 203H95L94 200H92V198H91ZM131 200H132V201H131ZM151 200H152V199H151ZM160 200L162 201V200H164V198H161ZM160 200H159V201H160ZM184 200H185V199H184ZM38 201H40V200H38ZM38 201H36V202H38ZM46 201H43V202L45 203V205L47 204ZM88 201H89V200H88ZM88 201H87V202H88ZM92 201H93V202H92ZM137 201H138V200H137ZM145 201H146V200H144V203H146ZM147 201H148V203H149L150 200H147ZM161 201H160V203H158V204L161 205L162 203H165V201H163L162 203H161ZM167 201H168V200H167ZM167 201H166V203H167ZM187 201H188V200H187ZM187 201H186V202H187ZM232 201H233V202H232ZM241 201L243 202V203L240 204L241 206H242L243 204L245 205L246 201H247V203H249V204L251 205V206L249 205L251 208H250L249 206L247 207V206H244V205H243L244 207H246V211H247V208H248V210H249V208H250V212H251V213L256 212L257 214L260 213V214L262 215L261 218H259V219L256 221V218L258 217V215H257V217L254 218L253 216H251V214H249V215H250V218L253 217V219L256 221V222H255V225H254V223H253L254 226H253L252 224H251L252 226L247 224V222H248V223H249V221L251 222V219H252V218H251V219L249 218L250 220L247 221L249 215H248V216H247V215H246V216L242 215V214H245V213H244V212H246L245 210H244V212H241V213H240V209L242 210L243 206H242V208L240 207V209H238V208H237L238 205H237V206L235 205V204H239V202H241ZM34 202H35V201H34ZM75 202L77 203L78 201H75ZM79 202H80V201H79ZM84 202H85V201H84ZM87 202H86V204H88ZM91 202H92V203H91ZM135 202H136V201H135ZM138 202H139V201H138ZM153 202H154V201H153ZM157 202H158V201H157ZM203 202H206V201H203ZM250 202H251L252 204H251ZM41 203H42V201H41ZM41 203H40V208H41ZM44 203H42V205H44ZM70 203H68L69 205L67 204L66 206H69V207H72V209H75L76 206L73 207L72 204H71L72 206H70ZM76 203H74V205H75ZM81 203H82V201H81ZM128 203H129L130 205H129ZM139 203H143V201H140ZM155 203H156V202H155ZM182 203H184V202H182ZM199 203H200V201H199ZM231 203H232V205H234L235 210H233V209L231 210V209H230V210H231V211H230L229 208H227V206H229V207L232 206ZM247 203H246V205H248ZM48 204H47V205H48ZM57 204H61V202H60V203H57ZM57 204H56V205H57ZM63 204H64V206H65V202H64ZM127 204H128L129 206H128ZM134 204H135V203H134ZM153 204H154V203H153ZM168 204H166V205H168ZM176 204H177V205H176ZM205 204H204V205H205ZM34 205L36 206L35 203H34ZM37 205H38V204H37ZM45 205H44V206H45ZM49 205H48V206H49ZM52 205H51L50 207H52ZM78 205H79V204H78ZM78 205H77V207H78ZM81 205H82V204H81ZM83 205H84V204H83ZM92 205L94 206L95 204H92ZM92 205H91V206H92ZM126 205H127V206H126ZM135 205H136V206H135ZM135 205H134V206H135L136 208L139 206V204H138V205L135 204ZM140 205H141V204H140ZM142 205H143V207H145L144 205H146V204H142ZM142 205H141V206H142ZM163 205H164V204H163ZM163 205H162V207L165 208V207H164L165 205H164V206H163ZM240 205H239V206H240ZM57 206H59V205H57ZM66 206H65V207H62V205H61L60 209H61V208L64 209V208H66ZM79 206H80V205H79ZM84 206H85V207H84ZM84 206L81 207V208H82V209H83V208H86V207L89 206V205H84ZM154 206H155V204H154L152 207L154 208ZM24 207L27 208V206H24ZM45 207H47V206H45ZM69 207H68V208H69ZM94 207H95V206H94ZM135 207H134V209H135ZM143 207H140V208H141V209H144ZM182 207H183V209H182ZM79 208H80V207H79ZM91 208H92V207H90V209H91ZM108 208H109V209H108ZM121 208H122V207H121ZM145 208H146V207H145ZM153 208H152V209H153ZM158 208H161V207H158V205H157L156 211H158ZM232 208H233V206H232ZM52 209H53V208H52ZM56 209H58L59 212H62V213H63V210L60 211L59 208H56ZM56 209H55L54 211H55V213H56L57 216H58V210H57V212H56ZM70 209H71V208H70ZM76 209H77V208H76ZM82 209H81V210L78 209V210L81 211V213H83L84 211H85V212H88V211H86V210L88 209V207H87V209H84V210H82ZM113 209H114V208H113ZM113 209H111V210L114 212L115 209H114V210H113ZM119 209H120V207H119ZM122 209H123V208H122ZM132 209H131V211H133ZM141 209H140V210H141ZM146 209H147V208H146ZM146 209L144 210L145 212H146ZM149 209H151V208H149ZM236 209H237V210H236ZM38 210H39V208H38ZM43 210H45V211H47V212L50 211V210H46V208H43ZM43 210L41 209V212H42ZM65 210H67V209H64V212H65ZM78 210H75V211H76L77 214H80V212H79ZM88 210H89V209H88ZM117 210H118V209H116V211H117ZM136 210H137V209H136ZM154 210H155V208H154ZM163 210H165V209H163ZM185 210H186V211H185ZM201 210H202V211H201ZM238 210H239V211H238ZM54 211H53V212H54ZM67 211H68V210H67ZM77 211H78V212H77ZM91 211H92V209H91ZM96 211H97V210H96ZM99 211H100V210H99ZM141 211H142V210H141ZM144 211H142L141 213H144V214H145ZM189 211H191L192 213H190ZM21 212H22V211H21ZM43 212H44V211H43ZM50 212H51V211H50ZM71 212H72V210H70V213H69V212H68V213L71 214ZM85 212L83 213L84 215L86 214ZM92 212H95V211L93 210ZM97 212H98V211H97ZM113 212L110 211V213H113ZM117 212H118V211H117ZM121 212H122V211H121ZM128 212H130V211H128ZM134 212H135V210H134ZM134 212H133V213H134ZM150 212H152V210H151ZM153 212H154V211H153ZM185 212H187L188 214H186ZM212 212H213V213H212ZM238 212H239V214H240L239 216H237V215H238ZM250 212H249V213H250ZM258 212H259V213H258ZM25 213H26V212H25ZM30 213L32 214L31 211H30ZM30 213H29V214H30ZM55 213H54V214H55ZM62 213H59V214L61 215ZM76 213L74 212L75 215H73V216L77 217ZM101 213H102V212H101ZM115 213H116V212H115ZM135 213H137V211H136ZM147 213H148V212H147ZM155 213H156V212H155ZM177 213H176V214H177ZM184 213H185V214H184ZM197 213H198V214H197ZM200 213L202 214V217H203L202 220H203V221H202L201 219H199V221H198L197 217L194 218L195 215L200 216ZM26 214H27V213H26ZM48 214H50V213H48ZM52 214H53V213H52ZM52 214H50V215L52 216ZM64 214H66V212H65ZM64 214H63V216H64ZM69 214H68V215H69ZM92 214H93V213H92ZM102 214H103V213H102ZM116 214H117V215H116ZM116 214H115L114 217L120 219L119 217H117L118 215H121L120 210H119V214H118V213H116ZM129 214H130V213H129ZM138 214H140V213H138ZM150 214H151V216H152V214H153V217L155 216L154 213H150ZM158 214H159V213H158ZM165 214H166V213H164V215H165ZM167 214H166V215H167ZM246 214H248V211L246 212ZM20 215H22V214H20ZM23 215H24V212H23ZM34 215H35V214H34ZM43 215H44V214H43ZM86 215H88V214H86ZM86 215H85V217H86ZM99 215H101V214H99ZM105 215H106V214H105ZM113 215H114V213H113ZM122 215H124V214L122 213ZM126 215H127V213H126ZM126 215H124L125 217L123 216L124 218H126L125 220H127V218H128ZM140 215H141V217L144 216L143 214H140ZM156 215H157V214H156ZM253 215H255V213H254ZM18 216H19V214H18ZM18 216H16V219H18V218H17ZM25 216H26L25 218H27V215H25ZM30 216H31V215H30ZM32 216H33V215H32ZM81 216H83V215L81 214ZM101 216H103V215H101ZM108 216H112V214H111V215H108ZM129 216H130V215H129ZM148 216L150 217V215H148ZM160 216L157 215L158 218H159ZM22 217H23V216H22ZM46 217H47V216H46ZM65 217H66V216H64V218H62V219L66 220L67 218H65ZM85 217H84V218H85ZM87 217H88V216H87ZM123 217H122V218H123ZM149 217H148V218H149ZM179 217H180V216H179ZM259 217H260V216H259ZM31 218H32V217H31ZM69 218H70V217H69ZM78 218H79V216H78ZM78 218H76V219H78ZM80 218H81V217H80ZM98 218H99V217H98ZM108 218L111 219L112 217H108ZM108 218H107V219H108ZM122 218H121V219H122ZM132 218H133V217H132ZM144 218H145V216H144ZM148 218L146 217V219H144V220H145V221H146V220L148 221ZM154 218H156V217H154ZM154 218H153V219H154ZM193 218H194V219H197V221L195 220V221H196V224L194 223L195 221H193V220H194ZM199 218H200V217H199ZM20 219L22 220L23 218H20ZM29 219H30V218H29ZM33 219H34V218H32L31 220H33ZM42 219H43V218H42ZM71 219L73 220V217H72ZM71 219H70V220H71ZM76 219H74V220H76ZM86 219H87V218H86ZM99 219H100V218H99ZM104 219L107 220L105 216H104ZM113 219H114V221L117 222V219H116V220H115V218H113ZM121 219H120V220H121ZM129 219H131V218H129ZM150 219H152V217H151ZM150 219H149V222H152V223H151L152 226H153V224H154V225H157V223H156L157 221H156L155 219H154V221H155L156 224L153 223V219H152V221H150ZM253 219H252V221H253ZM25 220H26V219H25ZM39 220H41V219L39 218ZM43 220H44V219H43ZM60 220H61V217H60ZM64 220H63V221H64ZM78 220H79V219H78ZM81 220H83V219H81ZM81 220H80V221H81ZM95 220H96V219H95ZM133 220H134V219H133ZM135 220H137V219H135ZM141 220H142V219H141ZM216 220H217V219H216ZM19 221H20V220H19ZM35 221H38V219H36ZM35 221H34V223H35ZM44 221H45V220H44ZM46 221H48V220L46 219ZM76 221H77V220H76ZM84 221H85V219H84ZM84 221H83V222H84ZM99 221H100V220H99ZM102 221H103V220H102ZM107 221H108V220H107ZM109 221H110V220H109ZM111 221H113V220H111ZM114 221H113V222H110V224H112V225L110 226L112 231H111V230H108V231H110V233H107V232L105 231L106 234H112L111 232H114L115 235H116L115 229H114V231H113V228H114V226H117V227H118V226L120 225V224H119L120 221L117 223V224H119V225H117L116 223H114ZM212 221H214V219L211 220V222H212ZM15 222H18V221L16 220ZM20 222H21V221H20ZM22 222H23V220H22ZM64 222H66V221H64ZM68 222H69V221H67V223H68ZM72 222H74V221H72ZM72 222H71V223H72ZM77 222H78V221H77ZM81 222H82V221H81ZM81 222H78V224H79V223L81 224ZM137 222H138V221H137ZM143 222H144V221H143ZM186 222H187V221H186ZM253 222H254V221H253ZM23 223L25 224V222H23ZM43 223H44V222H42V224H43ZM45 223L50 224V221H49V223H48V222H45ZM51 223H52V221H51ZM94 223H95V222H94ZM99 223H100V222H98V224H99ZM101 223H102V222H101ZM105 223H106V222H105ZM113 223H114V225H113ZM13 224H17V223H13ZM21 224H22V223H21ZM21 224H20L19 226H22ZM27 224H29V223H27ZM52 224H53V223H52ZM60 224H61V223H60ZM60 224H58V225H60ZM68 224H69V223H68ZM68 224H67V225H68ZM76 224H77V223H76ZM76 224H75V223L73 224V228H74V225L76 226ZM96 224H97V222H96ZM107 224H108V223H107ZM107 224H106V225H107ZM115 224H116V225H115ZM136 224L138 225L139 223H136ZM140 224H143V223H140ZM151 224L149 225V224L146 222V226H151ZM159 224H158V225H159ZM186 224H187V223H186ZM215 224H218V223H215ZM245 224H246L247 226H245ZM249 224H250V223H249ZM32 225H33V224H32ZM32 225H31V226H32ZM34 225H35L34 229H37V228H38V230H40V231L43 229V228H42L43 225H42V227H40V228H42V229L39 228V225H38V227L36 228V226H37L36 223H35ZM58 225H55V226H58ZM102 225H104L103 227L107 228V227L105 226V224H104V221H103V224H102ZM102 225H101V226H102ZM108 225H109V224H108ZM129 225H130V224H129ZM144 225H145V224H144ZM144 225H143V226H144ZM165 225H166V226H165ZM174 225H175V227L178 228V231H176V232H175V230L172 229V227H173ZM198 225H197V228H198ZM202 225H200V227H201ZM218 225H219V224H218ZM19 226H18V227H19ZM40 226H41V225H40ZM64 226H65V224H64ZM68 226H69V227L71 226L70 229H72V225H68ZM133 226L135 227L136 225H133ZM133 226H132V227H133ZM140 226H141V225H140ZM215 226H216V225H215ZM249 226H250V227H249ZM16 227H17V226H16ZM23 227L25 228L24 225H23ZM26 227H27V226H26ZM29 227H30V225H29ZM50 227H51V226H50ZM76 227H77V226H76ZM112 227H113V228H112ZM117 227H115V228H117ZM121 227H122V226H119V229H121ZM127 227H128V226H127ZM127 227H126V228H127ZM134 227H133V228H134ZM181 227H182V225H181ZM218 227H219V226H218ZM96 228H97V226H96ZM123 228H124V227H123ZM135 228H136V227H135ZM135 228H134V229H135ZM177 228H176V229H177ZM195 228H196V227H195ZM19 229H20V228H19ZM21 229H23V228L21 227ZM47 229H48V228H47ZM51 229H53V228L51 227ZM57 229H60V230L63 229V230H64L65 227L62 228V225H61L59 228H56L55 230H57ZM75 229H76V228H75ZM108 229H109V227H108ZM119 229H118V230H119ZM141 229H142V226H141ZM30 230H32V228H31ZM38 230H35V231L37 232ZM45 230H46V229H45ZM55 230H54V231H55ZM60 230H58V231H60ZM63 230L61 231L62 233H64ZM101 230H102V228L100 229V234H101ZM103 230H104V229H103ZM122 230H123V229H122ZM136 230H137V229H135V231H136ZM139 230H140V229H139ZM182 230H183V229H182ZM50 231H51V230H50ZM64 231H65V230H64ZM77 231H79V230H77ZM95 231H97V230H95ZM173 231H174L175 233H173ZM199 231H200V230H199ZM38 232H39V231H38ZM41 232H42V231H41ZM45 232H46V231H45ZM55 232H56V231H55ZM74 232H75V231H73V236H74V234H76V233H74ZM124 232H126V231H124ZM138 232H139V231H138ZM197 232H198V231H197ZM23 233H24V232H23ZM48 233H49V232H48ZM48 233H47V234H48ZM96 233H98V232H96ZM114 233H113V234H114ZM122 233H123V232H122ZM122 233H120V235H122ZM135 233H137V232H135ZM153 233H154V234H153ZM178 233H179V232H178ZM230 233L232 234V237L230 236ZM263 233H264V232H263ZM32 234H34V233H32ZM37 234H39V233H37ZM40 234H41V233H40ZM40 234H39V235H40ZM44 234H45V233H44ZM47 234H46V235H47ZM53 234H54V233H53ZM56 234H57L58 236H59V235L62 236L61 233H60V234L56 233ZM102 234L104 235V232H103ZM113 234L111 235V237L113 236ZM152 234L154 235L153 238H152ZM197 234H198V233H197ZM199 234H198V235H199ZM29 235H30V233H29ZM29 235H27V236H29ZM118 235H119V233H118ZM128 235H130V234H128ZM135 235H136V234H135ZM198 235H195V236L197 237ZM262 235H264V234H262ZM30 236H31V237H30V239H31L30 241H32L34 238L32 237V235H30ZM33 236H34V235H33ZM65 236H66V235H65ZM70 236H71V235H70ZM70 236H67V237H70ZM97 236H98V235H97ZM100 236H101V235H100ZM123 236H124V233H123ZM123 236H120V237H123ZM126 236H127V234L124 236V238H126ZM210 236H209V237H210ZM229 236H230V238H229ZM102 237H103L102 239H104V236H102ZM106 237H108V235H107ZM106 237H105V238H106ZM111 237L109 236L108 238H111ZM115 237H116V236H115ZM115 237H114V238H115ZM127 237H128V236H127ZM150 237H151V238H150ZM196 237H195V238H196ZM32 238H33V239H32ZM54 238L58 239L57 237H54ZM70 238H71V237H70ZM72 238H73V237H72ZM114 238H113V239H114ZM124 238H122V239L120 240V239L117 237V239H119V241H122V240L125 241ZM148 238H149V240L147 241ZM174 238H175V237H174ZM178 238H180V237H178ZM181 238H180V239H181ZM49 239H50L51 242H52L53 237H52V239L49 237ZM49 239H48V240H49ZM63 239H64V238H63ZM68 239H69V238H68ZM126 239H127V238H126ZM131 239H132V242H133V239H134V238H131ZM151 239H152V240H151ZM182 239H181V241H183ZM50 240H49V241H50ZM69 240H70V239H69ZM73 240H74V238H73ZM73 240H72V241H73ZM110 240H111V239H110ZM110 240H109V241H110ZM135 240H134V241H135ZM150 240H151V241H150ZM163 240H164V239H163ZM198 240H197V241H198ZM30 241H29V242H30ZM34 241H35L34 244H36V243H37V242H36V241H37V238H36V240L34 239ZM39 241H40V240H38V244L41 242V241H40V242H39ZM61 241H62V240H61ZM63 241H64V240H63ZM103 241H106V240L104 239ZM144 241H143V242H144ZM158 241H159V240H157V242H158ZM197 241L194 240V241L191 242V243L193 244V246H194V243H193V242L199 243V242H197ZM263 241H264V240H263ZM58 242H59V241H57L56 243H58ZM64 242H65V241H64ZM76 242H77V240H76ZM106 242H107V241H106ZM115 242H116V241H115ZM117 242H118V241H117ZM128 242L130 243V241H128ZM132 242H131L130 244H132V245H135V244H136V243H132ZM141 242H140V243H141ZM187 242H188V241H187ZM41 243L43 244L44 242H41ZM59 243L62 244V242H59ZM82 243H83V242H82ZM82 243H80V245H81ZM100 243H102V242H100ZM107 243H108V242H107ZM109 243H111V241H110ZM118 243H119V242H118ZM118 243H114V245L117 246ZM126 243H127V242H126ZM137 243H138V242H137ZM140 243H138V244H139V248H140ZM159 243H160V242H159ZM161 243H164V242H161ZM161 243H160V244H161ZM179 243H180V240L177 241V247H179V246H178ZM181 243H182V242H181ZM189 243H190V242H189ZM189 243H187V244H189ZM262 243H264V242H261V244H262ZM31 244H32V243H31ZM31 244H30V245H31ZM34 244H33V245H34ZM42 244H40V245L42 246ZM44 244H45V243H44ZM47 244H48V242H47ZM50 244H51V243H50ZM70 244H71L70 246H72V243H71V242H70ZM73 244H75V242H74ZM83 244H84V243H83ZM104 244H105V242H103V246H104ZM116 244H117V245H116ZM120 244H121V245L123 244L122 246H124V243H123V242H122V243L120 242L119 245H118L119 248H121ZM142 244H143V243H142ZM245 244L247 245V247H245V246H246ZM255 244H256V245H255ZM17 245H19V244H17ZM28 245H29V244H28ZM28 245H27V246H28ZM33 245H32V246H33ZM40 245H39V247H38V245H37V247L40 248ZM45 245H46V244H45ZM45 245H43V246H45ZM63 245H64L63 248L60 246V247L62 248V250H63V249H64V250H65V249L68 250V248H71V247H68V245H69L68 242H67V244H63ZM65 245H67V246H66L67 248L65 247ZM109 245H110V244H109ZM144 245L146 246V243H145ZM144 245H143V246L141 245V246H142L141 248H143ZM149 245H150V247H151V244H149ZM153 245H155V244H153ZM158 245H159V244H158ZM162 245H163V244H162ZM263 245H264V244H262V246H261L262 248H263ZM32 246H31V247H32ZM43 246H42V247H43ZM51 246H52V245H51ZM54 246H55V245H54ZM54 246H53V247H54ZM75 246H76V245H75ZM100 246H102V245H100ZM103 246H102V247H103ZM110 246H111V245H110ZM115 246H113L112 248L110 247L109 250H111V249H112V250L115 249ZM164 246L166 247V244L163 245V249H162L161 246H160L161 248L158 247V249H160V250H162V251L164 250V252H165V250L168 251V250L170 249V248H167L168 246L164 249ZM37 247L35 246V247L33 248V249H34V252H36V251H35V248L37 249ZM64 247H65V248H64ZM73 247H74V246H72V248H73ZM76 247H78V246H76ZM82 247H83V245H82ZM104 247H105V246H104ZM106 247H107V246H106ZM108 247H109V246H108ZM136 247L138 248V245H136ZM43 248H44V247H43ZM51 248H52V247H51ZM55 248H56V246H55ZM119 248H118V249H119ZM130 248H132V247H130ZM134 248H135V247H134ZM147 248H148V247H147ZM184 248H185V247H184ZM191 248H192V247H191ZM45 249H46V248H45ZM49 249H50V248H48V250H49ZM74 249H75V248H74ZM74 249H73V250H74ZM118 249L116 248V250H113V251H115V252L118 253V254L116 253V255H119V254L122 253V252L119 253ZM124 249L127 250V251H129L128 248L126 249V247H125ZM135 249H136V248H135ZM257 249H258V248H257ZM42 250H43V249H42ZM42 250H41V251H42ZM53 250H55V252H56V249H53ZM60 250H61V249H60ZM64 250H63V251H64ZM71 250H72V249H71ZM104 250H105V248H104ZM107 250H108V249H107ZM112 250H111V251H112ZM121 250H122V248H121ZM141 250H142V249H141ZM141 250H140V251H141ZM143 250H144V249H143ZM145 250H146V249H145ZM37 251H39V250H37ZM43 251H44V250H43ZM65 251H66V250H65ZM65 251H64V253L62 252L63 255H65V253H66ZM69 251H70V250H69ZM78 251H79V249H78ZM78 251H77V252H78ZM122 251H123V253L125 252L124 250H122ZM130 251H131V253H130V254H131V257H130V258H132V259H134V256H135V255H136V257H137L138 253H140V252H138V253H135V252H134L135 254L133 255L132 250H130ZM134 251H135V250H134ZM158 251H159V250H158ZM162 251H161V252H162ZM167 251H166V252H167ZM169 251L171 252V249H170ZM172 251H173V250H172ZM176 251H177V250H176ZM183 251H181V254L183 253ZM254 251H255V249H254ZM55 252H54V253H55ZM77 252H76V253H77ZM104 252H106V251H104ZM109 252H110V251H109ZM115 252H114V253H115ZM145 252H146V251H145ZM145 252H144L143 254H145ZM155 252H156V251L153 250V249H152L150 252H146L145 257L141 258V259L137 262V264H146V263H147V264H148V263L150 264V261L152 262L153 260L156 259V258L153 259V256H154V255L157 256V254H156ZM170 252H169V253H170ZM187 252H188V253H187ZM251 252H252L253 254H252ZM260 252H261V251H260ZM39 253H40V251H39ZM49 253H50V250H49ZM52 253H53V252H52ZM56 253H58V252H56ZM56 253H55V254H56ZM62 253H60V254H62ZM125 253H127V252H125ZM167 253H168V252H167ZM167 253H166V254H167ZM174 253H175V250H174ZM178 253H180V252H179V249H178ZM178 253H175V254H176V258L178 257V256H177ZM71 254H72V252L70 251V255H71ZM73 254H75V251H74ZM109 254H111V253H109ZM130 254H129V255H130ZM140 254H141V253H140ZM171 254H173V252H172ZM39 255H40V254H39ZM41 255H43V253H42ZM47 255H48V254H47ZM51 255H52V254H51ZM51 255H50V256H51ZM75 255H78V254H75ZM79 255H80V254H79ZM79 255H78V256H79ZM104 255H105V254H104ZM106 255H107V254H106ZM106 255H105V256H106ZM126 255H127V254H126ZM162 255H163V253H162ZM164 255H165V253H164ZM248 255H249V256H248ZM53 256H55V255L53 254L52 257H53ZM68 256H69V254H68ZM111 256H112V255H111ZM120 256H121V255H120ZM123 256H124V255H122L121 257H123ZM142 256H143V255H142ZM142 256H141V257H142ZM165 256H166V255H165ZM167 256H168V255H167ZM172 256H173V259H176V258H174V255H172ZM184 256H185V255H184ZM189 256H190V254H189ZM247 256H248V257H247ZM52 257H50L51 260L54 259V258H52ZM127 257H129V256L127 255L124 259L127 260ZM136 257H135V258H136ZM139 257H140V255H139ZM139 257H138V258H139ZM158 257H159V255H158ZM163 257H164V256H163ZM163 257H162V258H163ZM181 257H183V255H181ZM37 258H38V257H37ZM45 258H48V257H45ZM45 258H44V259H45ZM61 258H62V257H61ZM61 258H60V259H61ZM101 258H102V257H101ZM101 258H100V259H101ZM106 258H107V256H106ZM130 258H128V259H130ZM160 258H161V256H160ZM165 258H166V257H165ZM165 258H164V259H165ZM179 258H180V257H178V260H179ZM56 259H57V258H56ZM103 259L105 260L104 256H103ZM103 259H102V260H103ZM107 259L109 260V258H107ZM120 259H121V258H120ZM181 259H182V258H181ZM47 260H48V259H47ZM47 260H46V261L44 260V261L47 262ZM49 260H50V259H49ZM57 260H59V258H58ZM64 260H65V258H64ZM110 260L113 261L114 259H113V260L110 259ZM117 260H118V259H117ZM122 260H123V259H122ZM122 260H121V261H122ZM136 260H137V258H136ZM160 260H162V259H160ZM167 260H169V261L172 260V259H171V255H170V259H166V260H164V261L167 263ZM55 261H56V260H55ZM105 261H107V260H105ZM121 261L119 260V264H120ZM169 261H168V262H169ZM176 261H177V259H176L175 261L173 260V262H176ZM42 262H43V261H42ZM48 262H49V261H48ZM56 262H57V261H56ZM63 262H64V261H63ZM123 262H124V260H123ZM123 262H121V263H123ZM135 262H136V261H135ZM153 262H154V261H153ZM153 262H152V263H153ZM155 262L157 263V261H155ZM173 262H172V263H173ZM179 262H180V261H179ZM52 263H53V262H52ZM52 263H51V264H52ZM58 263H59V261H58ZM58 263H57V264H58ZM61 263H62V260H61ZM96 263H97V262H96ZM98 263H99V262H98ZM109 263H110V262H109ZM170 263H171V262H170ZM170 263H169V264H170ZM172 263H171V264H172ZM177 263H178V262H177ZM43 264H44V263H43ZM99 264H100V263H99ZM123 264H124V263H123ZM127 264H129V263H127ZM130 264H131V263H130ZM158 264H159V263H158ZM167 264H168V263H167ZM174 264H175V263H174ZM180 264H181V262H180ZM196 264H197V263H196ZM200 264H202V263H200ZM242 264H243V263H242ZM244 264H245V263H244Z\"/></svg>",
	"mask_w": 264,
	"mask_h": 264
}]
</instances>
